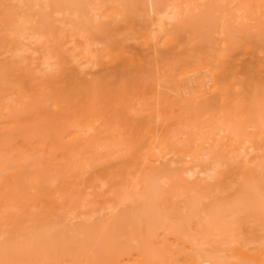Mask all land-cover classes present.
I'll return each instance as SVG.
<instances>
[{
	"label": "bare ground",
	"instance_id": "1",
	"mask_svg": "<svg viewBox=\"0 0 264 264\" xmlns=\"http://www.w3.org/2000/svg\"><path fill=\"white\" fill-rule=\"evenodd\" d=\"M5 1H3V3ZM13 1H15V3L13 2L14 4L11 3L12 1H10V2L8 0L6 1V3L9 2L10 4H12V6L16 4L15 6H13L14 8L13 7L10 8L8 6H5V7H8V8H5L6 10L5 9L1 10V8H3L4 6L1 7L2 4L0 3L1 4L0 5V7H1L0 8V57L4 56L3 58L5 59L4 60L2 57L0 58L3 62V64H2V62L0 61L1 62L0 63V95H2V96L6 95V97L1 96L3 99L4 98L8 99L9 98L8 95L11 96V100H10V98L8 101L3 100L4 101L3 104H1L2 98L0 97V104L2 105V106H0L1 107L0 108V121L3 123V124H0V131H1L0 132V142H1L2 137L3 138L6 137L5 131H8L10 136L15 135L16 137H18V138H14L13 141H15V140L18 141L19 138H20L19 140H22V142L18 141L19 148L21 147V144H23V143H25V145H26L25 148L26 147L28 148V146L31 145V143L33 142L34 138H39L42 141L45 139L43 142L41 141L40 144H38V145L35 144V145H37L38 147L40 145L41 148H38V150H40V149L46 150L47 147L48 148L50 147L48 151H51V150L52 151H51V153L50 152L48 153V151L47 152L45 151L46 153L43 152L44 157L40 158V159H42L41 160L42 163L39 162L38 161L39 159L37 158L35 160L36 162H34V165L36 163L37 164H39V163L43 164V163H45V161L47 163H50L51 159L49 160V156L53 160L54 159L53 154L56 155V152L59 154V151L61 153L60 148L62 150H64V149L66 150V151L64 150L63 152H65V153L70 152V155L75 157L77 162L76 163L74 162L75 164H73L71 162L75 169H73L72 166L67 168V166L71 164L69 160H67V162L63 165H61V162L57 160L58 165L60 163L61 166H64V165L66 166L65 167L66 171H67V169L71 170V168H72L71 171H73V170L75 171V172H72V174L74 173L73 175H71L70 170H69L70 174H66V175L61 172L63 175H60V176L65 175V177H63V178L66 182L68 181V179H66V178H68L69 175H71L72 179L74 178L73 180H69L70 183H63L64 180H63V182L61 181L62 182L61 183L58 180L60 182V184H66L67 186L69 185L68 186L69 188L65 187V185H62L65 187V188L62 187L64 189V191L62 188H60L61 192L64 193V196H62V197H64L63 199H65V200L62 199L63 201L62 200L57 201L58 206H59L60 202H61L60 204H62L61 211H64L65 213L67 212L66 214L69 213V217H70L71 213L69 212V209L72 207L71 202L72 201L75 202L77 200V197H79V198L82 197V196H77L75 193L85 192L86 191L85 189L86 188L90 189V187H93V189H95V188L99 187V184H100L101 188L106 186L107 184L109 185V182L111 184V181H114V179L113 180L111 179L112 176L115 178L114 175H120L118 170L123 171V169H124V171H126V169L127 170L128 169L129 170L134 169L135 166H136V170L134 169L135 170L134 172H136V171H138V172L141 171V172L139 174L135 173L134 175L133 174L131 175V173H130V175L125 176L126 177V179H125L126 184L124 185V187L120 191L121 193L118 192L119 189H117V191L113 192L114 194H112L113 195L112 196V195L108 194L109 193V190H108L107 194L110 195L109 197H111V196L113 197V198H110V199H112V201L114 199V201L116 200L115 201L116 203L122 202V203H124L123 205H125L126 203L128 204V202L134 203V201H135V203L138 205V203L141 200H142L141 202H143V201H145V199H149L151 197V196L149 197L150 193L152 196H154L156 193L155 192L156 187H157V193H158L159 189H162L163 185L167 184V185H171V186L173 185L175 187V188L174 187L173 188L177 190V192H176V190H175V192H172V196L170 197V199L171 198H174V199L179 198L178 199V201H179L180 198H182V197H184V195H186V192L185 193H182V192L189 190L188 192L189 193L194 192V195L197 192L198 193L197 194V197H198L197 200H200L203 203L204 200H206L208 197L210 199V196H209L210 193H212V194L215 193V192H213L214 188L221 186V188L223 189V188H225L226 185L231 186L232 185L231 182L233 183V180H234L232 177H235V178L240 180V182H239L240 185L238 184V187H237L238 189L236 188V190H239V195H241V196H239L240 198H238V195H237L236 200H237V198L240 199L239 201H241L242 203L245 202V205H246V202L247 203H250V202L254 203L253 202V200H254L256 202L254 204L255 205L258 204V206L256 205V208L258 207L257 208L258 210L260 209L261 206H262V208L264 207V191H263L264 188L262 187V185L264 186V184H263L264 183V0H103V2L100 0H36V1L35 0H13ZM32 1H33V3H31ZM0 2H2V1H0ZM101 2L102 3L107 2L106 3L107 5L102 6ZM33 7H35L36 9H34ZM15 8L16 9L18 8V9L16 10ZM19 8H21V9H19ZM32 8H33V10H31ZM55 21H59L60 23L57 22L58 24H56V23H54ZM1 49L3 51H1ZM8 53H10V55ZM238 53H241L240 55L243 56L242 59H240V60H238V57L236 58V55ZM4 54H6V55L8 54V55L5 56ZM5 57H7V58H5ZM11 57H14V58H11ZM15 57H17V59ZM13 59H15L14 60L15 62L17 60L16 63H18L17 66H15V67L12 64L13 61L11 62V60H13ZM8 61H10L9 64L5 65L8 63ZM9 65H13V66L11 67ZM2 125H5V126H2ZM2 130L4 131V134L2 133ZM8 132H6V133H8ZM3 135H5V136H3ZM64 138H66V141L63 140ZM7 139H11V138H7ZM7 139H3V140H6V142H4V145L7 142H9V144L11 145L12 144L11 142H13V141L7 140ZM31 140H32V142H31ZM48 140H50V141H48ZM46 141H48V142H46ZM19 142L21 144H19ZM37 143H39V142H37ZM7 144L5 145L6 148L8 147ZM16 145L14 143V146H16ZM5 147L3 146L4 151H5ZM3 148H1V143H0V152H2V153H3V151L1 149H3ZM23 148H22V150H23ZM28 149L30 151V148H28ZM13 150H15V149H13ZM38 150L33 151V148H32V152H37ZM7 151H9V149L6 150V152H5L6 155L8 153L9 156L8 155L7 156L10 158L9 160H11V162H9V166L14 165L13 167H15L16 163L15 164H12V163H14L15 160L18 158L17 154L15 152L16 159L13 160L14 162H12V159H11L12 157H10L11 154H9V152H7ZM26 151H28V150H26ZM109 151H112V153L116 152L117 155L119 153L120 158L118 157L119 158L118 159L117 156L114 155L115 156L114 158H117L114 161V158H112V156H109L112 154ZM32 152H31V155H32ZM63 152H62V154H63ZM106 152L110 153V154L109 155L105 154ZM122 152H124V153L121 155L120 153H122ZM38 153H35V154H38ZM72 153H74V154H72ZM102 153H104L106 156ZM18 154H20V153L18 152ZM22 154H20V155H22ZM47 154H48V156H46ZM50 154L52 155V157ZM101 154L104 155V158H103L104 162H105V158L111 157L112 159L111 158L110 159L113 160L112 161L113 163H111V161H110L111 164H109L106 160V164L103 163L105 165L102 164V165L96 166L95 164H101L100 162L101 161L103 162V159H101V161H100ZM3 155H4V153L0 154V158H1V156L3 158ZM33 155H34V153H33ZM78 155H79V157H78ZM12 156L14 157L13 154H12ZM39 156L41 157V155H39ZM66 156H68V153ZM144 156L147 159H150V160L152 159V161H150V163H148L149 160H147V159L143 160L145 158ZM25 157H26V154H25ZM36 157H38V156H36ZM47 157H48V159H47ZM21 158H23V157H21ZM44 158H45V160H43ZM62 158L64 159L65 157H63V155H62ZM171 158L175 159L176 162H181L183 164L188 163V165L185 164V166H187V167H185L184 165H183L184 167H182V165L181 166L178 165V166H180V168L174 167L173 172H175V174L174 173H172L170 175L164 174V176L162 175L163 177L161 175H159L161 177H159L157 175L158 181L154 180L156 177L153 179L154 176H153V173H151V171L153 172L156 170L158 172L159 168H158V166L152 165L151 163H154L153 161L155 159L156 160L158 159L157 161H160L161 159L166 160V159H171ZM4 159H5V157H4ZM6 159H7V157H6ZM63 159H62V161H63ZM66 159H69V157ZM141 159H142V161H141ZM9 160H3V161H4V163H6V161H7V163H6V165H7ZM72 160H74V159H72ZM165 160H161V161H165ZM3 161H0L1 162L0 165H2ZM33 161H34V158H33ZM33 161L28 166L24 162H22V163H24L23 164L24 166L21 165V163H18L21 166L26 167V169L21 167L20 165L18 166V164H17L16 168H13V170L16 171V169H18V168L19 169L16 171V173L10 174L11 179H7V180L8 181L11 180L10 182H12V180H13L12 178H14L15 180L17 179L16 181L19 184V181L22 179V177H21V179H19L21 176L20 169H22L23 172H26L27 168H29V166L33 165ZM54 162L55 161H53V163ZM145 162H147V163H145ZM4 163H3V166H4ZM47 163H45V165ZM63 163H64V161H63ZM141 163L143 166L139 165ZM41 164H39V165H41ZM6 165L4 166L5 168L2 167V169L3 170L7 169L5 171L10 173L12 166L9 168V166H6ZM39 165L37 167V170L35 169L36 165L33 167H30V168H33L38 172L40 171V173H42V176L45 175V177H46V175H47V177H49V176L51 177V175H52V177L54 176V178H55L54 174L57 173V171L56 170H55V172L52 171L54 169V167H52L53 166L52 164H50V165H52L51 167H49L50 166L49 164H48L49 166H47V170L49 167L50 171L54 173L53 174L49 171V173H51V175L46 174L48 171L44 170V168L46 167V166L44 167V165H41L43 167L40 166L41 169L43 168L44 174H43V172H41L42 170H38V168L40 169ZM92 165L96 166L98 168L94 169L95 167H93ZM137 165H139L140 169L142 168L143 170H137L138 169ZM99 166H100V168H99ZM170 167L172 168V165ZM170 167H169V169H170ZM30 168H29V170H31L30 172H32V174L30 175L29 171L27 170L28 171L27 173H29L28 174L29 176L26 174V177L28 176V178H27L28 180H29V177H31V176L36 177V175L38 174L37 173L35 175L34 174L35 170L30 169ZM51 168H53V169L51 170ZM55 168L59 169L60 167H55ZM161 168H163V167H161ZM8 169H9V171H8ZM65 169H63V167H62V170L65 171ZM115 169H117V170H115ZM178 169H179V171H178ZM112 170H114V171H112ZM146 170H147V173H146ZM166 170H168V169H166ZM45 171H46V173H45ZM59 171L60 170H58V172ZM156 171H155V173H156ZM112 172H118V173H114V175H113ZM129 172H131V170ZM159 172L161 173V170ZM0 173H1V171H0ZM2 173L4 175L9 174V173H4V172H2ZM75 173H76V176H75ZM33 174H34V176H33ZM147 174H148V176H147ZM198 174L199 175L200 174L205 175V176H203L204 179L206 180L205 185L201 186L200 184H196L195 181L192 180V179L196 180L197 178H194V177H196V175H198ZM38 175L40 176L41 174H38ZM67 175H68V177H67ZM149 175H152L153 177L152 176L149 177ZM39 176H37V178ZM60 176H59V178L58 177L55 178V180L51 178L52 180H54L53 183L55 181H57L56 179L61 178V180H62L63 178ZM109 176H111V177H109ZM47 177H46V179H47ZM71 177H69V178H71ZM43 178L44 177H41L40 178L41 180L39 178L36 179V180H38L37 182L39 183V185H37V186L40 188L41 191H46L45 187H46L47 183H46L45 179L42 181ZM148 178H151V180ZM32 179H34V178H32ZM32 179H31V181H32ZM228 179H230L229 183H228ZM3 180H5V182H3L2 185H0L1 188L3 186H5V187L8 186V188L10 186H13V185H10L9 184L10 182L8 183L6 179L3 178ZM52 180H50V181H52ZM152 180L154 182H151ZM197 180H199V179H197ZM21 181L23 183V180H21ZM39 181L42 184L45 181V183H44L45 186L40 185L41 183ZM252 181H253V183L256 182L255 186H258V184H259L261 187L258 186L259 188H257L253 185L254 187L252 186V188H254V189L250 190V188H248V187L253 184ZM13 182L15 185L16 184L15 181H13ZM71 182H73V183H71ZM117 182H120V181L117 180ZM121 182H122V179H121ZM123 182L121 183L122 185L124 184ZM157 182L163 183V185H160V186H162L161 188H160V186H158L160 183L158 184ZM225 182L228 184L223 185ZM30 183L28 185H32V184L35 185L34 180H33V183H31V184ZM248 183H250V185H248ZM18 184L15 186L17 187ZM25 184L27 185V181ZM54 184H56V183H54ZM112 184H114V183H112ZM154 184L157 186L155 187ZM193 184L195 187H193ZM214 184H216V185H214ZM22 185H23L22 187L20 186L17 188V189H20L18 191L23 193V190L25 188L27 190L31 191L29 189V188H31V186H29L27 188V187H25L26 185L25 186H24V184H22ZM49 185H51V183ZM58 185H59V183L56 184V186H58ZM212 185H214L213 189H212ZM37 186H36V189L39 190ZM41 186L44 188H42ZM52 186H50V187H52ZM114 186H116V188L118 187L117 184L116 185L114 184ZM166 186H164V188ZM184 186L187 190L184 188ZM50 187H49V189H50ZM168 187H170V186H168ZM229 187H228V189H229ZM32 188H33V185H32ZM58 188H59V186L56 187V189H58ZM181 188H184L185 190H183L181 192L180 191ZM232 188H233V190H235L234 187H230V189H232ZM262 188H263V190H261ZM2 189H4V187ZM11 189H12V187H11ZM34 189H35V186H34ZM34 189H32V191ZM93 189H92V191H93ZM108 189H109V187H108ZM113 189H115V188L112 187V189H110V193H111V190L113 191ZM166 189H169V188H166ZM171 189L169 191H171ZM6 190H8V189L6 188L5 191ZM13 190H14V186H13L12 191ZM27 190H25V191L28 194L29 192H27ZM60 190H58V191H60ZM9 191H10V188H9ZM9 191H8V195H9ZM25 191H24V193H25ZM41 191H39V192L34 191V192L36 194L41 193L40 196L38 194V198H40L43 195L42 198H44V200H45V197H44L45 194H42L43 192H41ZM52 191L54 192V190L51 189L49 194H51ZM103 191H106V190L104 189ZM103 191H101V192L103 193ZM169 191L167 190L166 192H169ZM214 191H217V190H214ZM220 191H222V190H220ZM226 191L228 192L227 188H226ZM46 192H48V191H46ZM55 192H57V191H55ZM18 193L19 192H17V195H16V192L13 191V193H11L12 194L11 199L13 197V194H15L18 197L23 196V194H24L23 193L22 195H18ZM71 193L73 195L75 194V196H77L75 198L76 200L73 199L74 197L71 195ZM96 193H94L93 197L96 196V198H97L98 195ZM216 193H218V191ZM233 193L234 192H232L231 196H233ZM235 193H236V191H235ZM1 194H2V197H4L3 192ZM54 194H53V196H54ZM101 194H99V195L102 197ZM166 194L168 195V193H166ZM218 194H220V193H218ZM247 194H248V196H247ZM30 195H32V193ZM33 195H34V193H33ZM207 195H208V197H207ZM51 196H50V198H51ZM161 196H163V194ZM189 196H191L190 199L193 197L192 194ZM229 196L230 195L228 193V195L226 197L230 198ZM244 196H246V198L248 200L247 199L244 200L245 199ZM249 196H251V197L249 198ZM25 197H27V196H25ZM29 197H30L29 201H33L34 198H36V196H34V198H33V196L32 197L29 196ZM66 197H67V199H66ZM68 197H73V198H71L72 200H71L70 204H69ZM83 197H85V196L83 195ZM164 197H162V198H164ZM188 197H186V198L188 200H190ZM197 197H195V198H197ZM211 197H213V196L211 195ZM253 197H254V199H253ZM8 198H9V196H8ZM88 198L89 197H87V199ZM96 198H91V199L96 200ZM107 198L103 199V202L100 201L101 199L98 201L101 202V205H102L103 203H105L107 201L106 200ZM155 198H157V197L155 196L154 199ZM216 198L218 200L220 199L218 196ZM231 198H230V200L235 199L234 197H233L234 199H231ZM16 199L19 200L18 198H15V200ZM20 199H22V198H20ZM31 199H33V200H31ZM87 199H84V201ZM151 199L153 201H156L152 197H151ZM174 199H171V200L174 201ZM217 199H216V201L218 203H219V201H220V203H222L221 199L219 201ZM92 200H90V202H92ZM104 200H106V201L104 202ZM182 200H181V202H182ZM195 200H194V202H195ZM197 200H196V202H197ZM12 201H14V199ZM12 201L10 203L12 204V206H14L15 202L12 203ZM19 201H21V200H19ZM22 201L26 204L27 203L30 204V202H28V201H24V200H22ZM40 201H41V198H40ZM42 201H43V199H42ZM46 201H49V200L44 201L45 202L44 204H46V205L43 204L44 208H47L46 206L49 203V202L47 203ZM148 201L152 204L155 203V202L151 201L150 199ZM159 201H160V199H159ZM161 201H163V200L161 199ZM212 201L213 202H211V201L210 202L214 203V199H212ZM4 202L6 203V200H4ZM96 202H94V203H96ZM174 202L171 204L176 203V202L175 203ZM227 202L225 203L226 206L228 205ZM241 202H239V203H241ZM10 203L8 202V204L11 206ZM17 203H18V201H17ZM24 203H23V205H24ZM33 203L37 204L36 201L35 202L33 201ZM40 203L42 205V202H40ZM75 203L81 204V202H79V201H77ZM132 203H130V204L132 205ZM146 203H147V201H146ZM184 203L185 204H187V203L183 202V206L185 207ZM191 203H193V202H191ZM218 203H216V204L218 205ZM231 203L232 202H230L229 204H231ZM18 204H20V203H18ZM31 204H32V202H31ZM51 204H54V203H51ZM97 204H98V202H97ZM130 204H129V206L131 207ZM145 204H143V205H145ZM156 204H159V202L156 201ZM168 204H170V203H167L166 205L165 204L163 205V203H162L161 205L164 206L162 209H161V207L159 208V205H157V206L159 209H161V212H162V210L167 212L164 209L168 210V208L171 206V204H170V206ZM178 204H179V202H178ZM178 204H177V206H178ZM41 205H39L37 207L38 208L41 207L43 210V207ZM69 205L71 206L70 208H69ZM98 205H97V208H98ZM107 205H109V204L107 203L106 206ZM167 205H168V207H167ZM205 205H207V204L205 203L203 206H205ZM210 205H212V207L214 206L216 209H217V207L220 208V210H219V212L221 211L220 215H222V216L224 215L223 209L226 206L220 207L221 204H219V206H215L213 204H210ZM223 205H224V203H223ZM33 206H34V204H33ZM112 206H113V203H112ZM112 206H111V208H112ZM118 206H120L119 208L121 209V205H118ZM118 206H117V208H118ZM150 206L148 208L150 210L152 209L154 212L155 209H153L152 207L150 208ZM172 206L174 208V205H172ZM183 206L181 205V207H183ZM249 206H251V205H249ZM21 207H22V205H21ZM49 207L51 209L53 206L49 205ZM49 207H48V209H49ZM115 207H116V205L114 206V208ZM165 207H167V208H165ZM181 207H180V209H181ZM194 207L195 208L197 207V206H195V203H194ZM194 207H191L192 210H197V209H193ZM198 207H200V209L204 208L201 206H198ZM209 207H211V206H209ZM238 207L240 208V206H238ZM22 208H24V207H22ZM26 208L27 207H25V209ZM73 208H75V207H73ZM77 208H79V206ZM80 208H82V207H80ZM94 208H95V206H94ZM114 208L112 210H109L108 208L105 207V211H106V209H108L109 211L112 212L115 210ZM173 208L170 207L171 210ZM177 208L179 209V207H177ZM231 208H232V206H231ZM18 209H19V207L17 208V211H18ZM52 209L54 210L55 208H52ZM120 209L118 212H120ZM182 209H183L182 210V212H183L185 208H182ZM235 209H238V208L236 207ZM5 210H7V209H5ZM5 210H4V214L7 213V212H5ZM8 210H10V209H8ZM27 210H28V213H31V212H29L30 209H27ZM33 210H31V211H33ZM95 210H93V211H95ZM142 210H143V212L145 211L144 209H142ZM150 210H146L147 213L143 214V215H145V217L147 215L149 220H151L150 218L153 219V217L160 219L159 215L155 212L154 213L152 212L153 213L152 214L153 216H152L151 215L152 210L151 211ZM207 210L205 213L202 211L203 214H201V212L197 210L198 212H200V213L197 212L198 215L195 214L196 217H194V218H197V220H195L193 218L192 221L193 220H194L193 222L197 221V223H195L197 225L200 223L201 224L204 223L203 221L210 220L211 216H209L210 214H208V212L210 213L212 211V208L210 209L211 211H209V210L207 211ZM227 210L228 209L226 208L225 212H227ZM232 210H231L230 214H232L233 217H234V215H235V217H237L236 215H238V213L240 214V210H239V212H236L234 210V206H233ZM258 210H255V213H254L255 216L257 214H258V216L261 215L260 214L261 210H259V211ZM59 211H60V209H59ZM103 211H104V208H103ZM105 211H104V213H105ZM109 211H107L108 213L107 212L106 213L109 214L110 213ZM148 211H149L150 215H148ZM172 211L174 212V210H172ZM213 211L215 212V210H213ZM213 211H212V213H213ZM0 212H3V211L0 209ZM10 212H12V208H11ZM20 212L24 213L23 210ZM64 212H62V214ZM84 212H86V211H83V213ZM176 212L178 213V211H176ZM180 212H181V210H179V213ZM182 212H181V214H182ZM190 212L193 213V211H191V210L190 211L187 210L186 213L190 214ZM252 212H254V210ZM132 213L134 215V212H132ZM177 213L172 214L170 211V214L168 213L169 215H167V216L170 217V215L171 216L174 215V217H175V215ZM0 214H1L0 215V218H1V216L5 217V215H7L8 213L5 214L4 216L2 213H0ZM93 214L95 215L94 212H93ZM116 214H117V212H115L114 215H116ZM154 214L156 216H154ZM216 214H217V216H219V214L217 212H216ZM216 214H211V215L216 216ZM251 214L249 216H251ZM10 215H14V214L11 213ZM26 215L24 213V216H26ZM45 215H47V214L45 213ZM52 215L54 216V214H52ZM109 215H107L109 218L113 217L111 215H110L111 216L110 217ZM225 215H227V214L225 213ZM225 215H224V217H225ZM30 216H31V214H30ZM73 216L74 215L72 212L71 217H73ZM82 216L83 215H81V218L83 220L84 217H82ZM107 216H106L104 223L107 222L106 221L108 218ZM178 216H179V218L176 217V219L178 218L177 220H179L180 216H183V214L182 215L179 214ZM192 216H194V215H192ZM222 216L221 217L219 216V217L222 218ZM228 216L229 215H227V218H228ZM9 217L13 218L12 216H9ZM17 217H20V216H17V213H16L15 218L17 219ZM23 217H22V219H23ZM27 217H29V216H27ZM58 217H60V216H58ZM114 217H117V216H114ZM260 217L262 218V216H260ZM11 218L9 220H7V222L9 221V224L12 222L14 223V221L10 222ZM79 218L80 217H78V219ZM91 218L93 219V217H91ZM142 218L143 217H141L140 219H142ZM172 218L170 217V219L172 220V222L171 221L170 222L176 223L177 221H175V218L174 219H172ZM237 218H239V220H241L242 216L240 215V217H237ZM237 218H235V219H237ZM22 219H20V220L21 221L26 220L25 217L23 220ZM34 219L35 218H33V220ZM111 219H113V218H111ZM159 219H154V221L159 220ZM184 219H186V217ZM235 219L233 218L234 221H236ZM254 219H255V217H254ZM256 219H258V217ZM0 220L3 223L5 218H4V220L3 219H0ZM61 220H62V218H61ZM67 220H69L68 217H67ZM67 220H65V222H67ZM149 220L146 219L145 222H147ZM163 220H164V218H163ZM189 220H191V219H189ZM217 220H218V218H217ZM217 220L213 219V222H217ZM230 220L231 219H229V221ZM38 221H39V219L37 220V222ZM84 221H85V219H84ZM232 221H231V223H233ZM251 221H253V220H251ZM50 222L52 223V221H50ZM108 222H107V224L105 223L107 226H108ZM151 222H153V221H151ZM151 222L146 223L147 224L146 228L148 227V229H149L150 226L148 224L149 223L151 224ZM220 222H222V221H220ZM242 222H243V220H241L240 223H242ZM248 222L249 221L247 220V223ZM4 223L2 224V226L4 225V227H6V229H7V226H6L7 224L5 225ZM114 223H115V221L112 222L111 224H114ZM141 223L144 224L143 222H141ZM158 223H159V221H158ZM164 223L166 224V222H164ZM164 223L162 224V229L165 226ZM182 223H183V221H182ZM105 224H102V226ZM116 224H118V223H116ZM146 224H144L143 226H145ZM167 224H169V223H167ZM213 224H215V223H213ZM233 224H237V221H236V223H233ZM17 225L21 226V224L19 222H17ZM35 225H36L35 227L37 228L38 227L37 223ZM152 225H151L152 227L150 230L152 232H154L155 230L152 228H154L155 225L153 223H152ZM179 225L177 224V226H179ZM187 225H188L187 228H189V224H187ZM222 225H224V223ZM237 225H238L237 227L240 226L239 223ZM33 226H34V224H33ZM55 226H57V225H55ZM68 226H70V225H68ZM102 226L99 229V231H102ZM107 226L104 227L103 230H105V228H107ZM113 226H115V225H113ZM220 226H218V228ZM91 227H90V229H92ZM109 227H110V224H109L108 228L105 230V232L104 231L98 232L95 230V232L99 233V234L94 233L96 235L97 242H98V239H100V240L102 239L101 241L99 240L100 244H99V242L97 244L95 243V241H94L95 238L93 240H91V243L93 241V244L97 245V246H94V248H96L97 255L99 253H100L99 255H101V257H100L101 259H100L94 253L96 255V257L98 259H100L99 262L101 260H103V258L105 259L106 257H109L106 251H102V252H103V254L106 252L107 256L102 255L101 250L104 249V250L109 251V248H110L109 246L112 247V244L110 241L112 240L113 236H115V235L112 236V234L114 232L111 233L112 227H110V229H109ZM135 227L136 226H133V230H135ZM137 227H136V229H137ZM157 227H159V225H157ZM160 227H161V225H160ZM174 227L176 228V225ZM190 227H192V226H190ZM200 227H201L202 231L205 230V228L203 229L202 226H200ZM203 227H207V226L205 225ZM222 227L220 230H222ZM237 227H234L235 229L234 228L233 229L237 231V229H236ZM240 227L242 228V226H240ZM86 228L87 227H82L83 232L82 231L81 232L83 234L89 232L88 234H90L91 230L88 228L87 229L88 232H85V231H87ZM117 228L118 227L116 225L115 231ZM138 228H141V230L139 229L140 230L139 232L141 234H142L141 231L143 230V232H144V230H145L144 227H138ZM165 228H167V227L165 226ZM179 228L181 229V226L176 228V229L170 228V230L172 233H174L173 230H175L177 232ZM215 228L213 230H217ZM16 229H14V230H16ZM19 229H21V228L19 227ZM65 229H66V227H65ZM65 229L63 228V231ZM190 229H192V228H190ZM190 229H189V231H190ZM197 229L198 228H196V230ZM226 229H228L230 231V228L226 227ZM44 230H46V228H44ZM48 230L44 231V232L42 231L44 234L43 235L44 238L47 237L48 234H46V233H48ZM97 230H98V228H97ZM108 230H110L109 235H111V236L105 235V236H107V238H104V240H107L108 241L107 242V241L103 240L102 237H104V236L101 235V233L102 234L103 233L108 234V232H106ZM157 230L159 231L160 229H157ZM170 230H168V231L170 232ZM231 230H232V227H231ZM259 230H261V229H259ZM1 231H3V229ZM54 231H53V233H54ZM70 231H71V232H69L71 234L70 238H72V235L73 234L75 235L76 232H73L72 228ZM126 231H128V230H126ZM146 231H147V229H146ZM158 231L157 232L155 231L156 234H154L155 232L152 233L150 231L146 232V234L144 232L143 234L146 235V236L144 235L145 240L148 237L147 233H150L149 236L151 234H153V236H154V235H158V233H159ZM197 231H200V230H197ZM219 231H216V232H219ZM37 232H38V230H37ZM42 232L39 230V233H42ZM160 232H166V231L160 230ZM13 233H14V231H13ZM21 233H23V232H21ZM67 233H68V231H67ZM67 233H65V234H67ZM135 233H136V231H135ZM135 233H133V235ZM214 233H215V231H214ZM70 234H68V235H70ZM79 234H81V233H79ZM83 234H81L79 237H81ZM92 234L93 233L90 234V237H92ZM116 234H118V233H116ZM139 234L137 233L136 235H134L135 238L134 237L133 238L136 240V237H138ZM166 234H165V237H163V240L166 238ZM24 235H27V233L25 232ZM24 235H23V237H24ZM36 235H37V233H36ZM39 235H41V234H39ZM162 235L163 234H161V236ZM177 235L178 234H176L175 236H177ZM98 236H99V238H98ZM108 236L111 238H109ZM169 236H171L170 233L168 234L167 237H169ZM34 237H33V239H34ZM75 237L79 238L78 235ZM90 237L89 238L87 237L88 241L90 240ZM116 237L118 239L119 234ZM130 237H128L129 238L128 243H130V241H132V240H130ZM151 237L152 236H150V238L148 237L149 242H150V239H152ZM173 237H174V235H173ZM204 237H205V235H204ZM223 237H224V235H223ZM30 238H32V237H30ZM37 238L40 239V237H38V236H37ZM61 238H62V235H61ZM87 238H84V239L87 240ZM122 238L121 239L119 238L118 241L123 240ZM180 238H182V237H180ZM190 238H193V237H190ZM217 238H220V237L218 236ZM230 238H232V237H230ZM235 238H236V236H235ZM259 238H261V237H259ZM63 239L64 238H62V242H63ZM82 239H83V237H82ZM82 239L79 240V243H80V241L81 242L84 241L82 243L85 244V240L84 239L82 240ZM117 239H114V240L117 241ZM173 239H174L173 245L174 246L177 245L175 247L176 249H173V250H175L174 252H176V250L178 249L177 247L180 246L178 244L180 242H182V244H183L184 241H182L181 239H180L181 240L180 241L178 236L174 237ZM232 239H230V240H232ZM246 239H248V238H246ZM18 240L20 241V239H18ZM27 240H29V239H27ZM66 240H67V238H66ZM124 240H123V242H124ZM158 240H159V242L157 241V243H161L160 246L163 247L164 244H167V246H168V243H164L167 241L166 239L163 241L162 237H161ZM199 240H198V242L202 243ZM42 241H43V239H42ZM64 241H65V239H64ZM67 241H66V245H62V243H61V246L67 247L68 246ZM71 241H68V243ZM102 241L107 242V243H105L106 245H104V243L101 244ZM118 241L115 242V245H117L116 243H119ZM141 241L138 242L139 245H141V244L143 245V243H141ZM151 241L153 242V239ZM205 241L208 242V240H205ZM234 241H235V239H234ZM249 241H251V240H249ZM125 242L127 243V241H125ZM133 242L131 243V245L134 246ZM147 242H145V245ZM196 242L194 241L191 243H196ZM231 242H233V241H231ZM255 242H257V239H256V241L254 239V243ZM82 243H80L79 246ZM87 243H90V241ZM108 243H110V244H108ZM112 243L114 244V241H112ZM203 243H205V242H203ZM254 243H250V244L249 243L248 244L242 243L241 245H239L237 247L233 246L234 248L233 247L229 248V251H230V249H233V251L235 250L234 253L232 251L233 254L230 255L229 257L234 258V260L235 259L246 260L247 254H244V253L246 251L248 253L250 251V249L246 250L244 253L242 250L247 249V248H244L246 245H247L246 247H248V245H250V246L255 245L256 247H258L257 248L258 254L260 256H262V257H259V255H258V257L260 258V260L263 261V256H264V250H263L264 244L263 243L264 242L263 241H262V243H261V241L258 242L257 243L258 246L256 243L255 244ZM260 243H261L262 247L259 246ZM4 244H5V242H4ZM17 244H18V242H17ZM17 244H14V245L17 246ZM74 244H76V243H74ZM74 244H73V246H74ZM77 244H76V246H78ZM84 244H82V246ZM120 244H122V243H120ZM150 244L151 243H149L148 245H150ZM208 244H209V242H208ZM233 244H234V242H233ZM69 245H71V244L69 243ZM98 245H100L101 247ZM103 245L104 246L109 245V246L106 249V247L103 248ZM123 245H124V243H123ZM194 245L190 244V245L186 246V250H187L188 254L185 257L186 259L183 258V259H185L184 262H186V264H223L222 262H219V260H218V256H217L218 253L216 254L217 259H215L216 258L215 255L213 256L211 254L212 256H210V254H208L209 256L208 255L206 256L205 253H203L202 250L200 252V249H199V251L198 250H196V251H198V253L199 252L200 253L198 254L197 252H195L194 254H196V255L194 257L193 254H190V253H193L195 249H197L196 247L193 248ZM89 246H87L88 249H91V246H93V245H91L90 247ZM160 246H159V248H160ZM204 246H206V245H204ZM204 246L200 247V248L203 249ZM255 246H254V248H256ZM142 247H144V245ZM148 247H150V246H148ZM154 247L155 246H153V249H152V246H151L149 248L150 251H151V249L154 250ZM156 247L158 248V246H156ZM207 247H205V248L207 249ZM210 247H212V246L210 245ZM51 248H52V245L50 246V249ZM94 248L92 247L93 250H94ZM97 248L101 249L100 252H99V250H97ZM116 248H118V245ZM135 248H134V250H135ZM159 248H158V250H159ZM164 248H166V247H163V249ZM212 248L216 249V245H215V247H212ZM220 248H221V246H220ZM27 249H30V248H27ZM35 249H37V248H35ZM52 249H54V248H52ZM88 249L86 248V250L88 252L93 251V250L89 251ZM126 249H128V246L126 247ZM146 249H147V247H146ZM167 249L169 251L168 247H167ZM179 249H181V248L179 247ZM209 249L211 250V248H209ZM39 250H41V248H39ZM136 250H137V248H136ZM216 250H218V248ZM27 251H29V250H27ZM31 251H32V249H31ZM87 251H86L87 256H90L91 253H90V255H88ZM117 251L119 253L120 250H117ZM123 251L125 252V251H129V250L124 249ZM219 251L223 252L222 249H219ZM73 252H75V251H73ZM78 252L80 253V251H78ZM84 252L85 251H83V253ZM114 252H116V250ZM158 252L161 255V249ZM158 252L156 251V253H155V251H154L153 253H151V252H149V253L157 254L156 256L160 260L162 255H161V257H159ZM174 252H172V254ZM251 252L254 253V250L250 251V253ZM66 253L64 255L65 256L67 255L66 256L67 260L71 259L70 261L68 260L69 262H71L72 260H74V262L78 259L80 260L79 255L82 254V253H80V254L74 253V256H73V253H72L73 257L70 256V258H69V255H71V252H69L67 254ZM118 253H117V255H118ZM201 253H203L204 256ZM253 253H251L252 256H253ZM27 254H29V253H27ZM30 254H32V253L30 252ZM39 254L40 253H38L37 255L36 254H34V255L38 256ZM43 254H44V251H43ZM114 254H112L113 255L112 257H114ZM147 254H148V252H147ZM147 254L142 252V251L136 252V253H134L133 251L127 252V253L125 252L124 256L121 253H120L119 257L115 254L118 257V259H115V258H111V252H110V257L108 259L109 260L112 259L113 264H116V263H114L115 261H113V259H115L116 261L118 260L117 261L118 264H166L167 263V262H165L167 260H164L165 263H163V261H161V262L159 260L157 261L155 255L153 256V258H152V255H150V258H148ZM174 254H176V253H174ZM197 254L199 256H197ZM206 254H207V252H206ZM11 255H13V254H11ZM14 255H16V253ZM47 255H45V256L39 255V257L40 256L41 257L43 256V257L41 258L42 263L40 262L38 264H44V263L50 264V262H51V264H54L57 259L56 260L55 259H53V260L49 259V257L52 255H50L48 257L47 262L44 261V263H43V260H46L44 257H46ZM82 255L84 257L86 256L85 253ZM82 255H81V257L83 258ZM223 255H224V253H223ZM60 256H62V254ZM102 256H104V257L102 258ZM121 256H123V257H121ZM176 256H177V258L181 257L180 255H176ZM182 256H183V253H182ZM221 256L222 255H219L220 258H222ZM27 257H28V255H27ZM71 257L74 259H72ZM76 257H78V259H75ZM32 258H34V257H32ZM82 258L80 260L81 264L83 263L82 260L84 259V258L83 259ZM85 258H89V257H85ZM255 258H256V256H255ZM30 259H31V256H30ZM59 259H61V261L58 260V262H56L55 264H61L62 260L66 259V258L60 257ZM106 259H105V261L104 260L103 261L107 264L109 262V260L107 259L108 262H106L107 261ZM165 259H166V257H165ZM168 259H170V257H168ZM256 260H258V259H256ZM22 261H24V260L21 259V262ZM68 261H67V264H68ZM170 261H172V260L170 259ZM7 262H8V260H7ZM88 262L86 261L85 263H88ZM91 262H89V263L91 264ZM97 262H98V260H97ZM104 262L103 263L101 262V263L105 264ZM175 262H176V259H175ZM226 262H228V261L226 260ZM19 263H20V261H19ZM77 263L78 262L76 261V264ZM101 263H98V264H101ZM238 263H240V262H238ZM245 263H249V261L248 262L245 261ZM8 264H9V262H8ZM23 264H26V263H23ZM35 264H36V261H35ZM73 264H75V263H73ZM78 264H80V263H78Z\"/></svg>",
	"mask_w": 264,
	"mask_h": 264
},
{
	"label": "rangeland",
	"instance_id": "2",
	"mask_svg": "<svg viewBox=\"0 0 264 264\" xmlns=\"http://www.w3.org/2000/svg\"><path fill=\"white\" fill-rule=\"evenodd\" d=\"M0 1H2V2H0V3L2 4V5L0 4L1 7L4 6L3 8L0 7L1 10L5 9V8H8V7L12 8L13 6L16 5V4H15V5L12 6V4L9 3L10 1H12L11 3H13V2L15 3V1H13V0H8L9 2H7V3H6L7 0H6V1H5V0H0ZM3 1H5V2L3 3ZM35 1H36V0H35ZM100 1L103 2V0H100ZM102 2H101L102 6H106V5H107V4H106L107 2H104V3H102ZM14 3H13V4H14ZM31 3H33V1H32ZM31 3H30V4H31ZM34 3H35V2H34ZM6 4H7V5H6ZM17 4H18V3H17ZM32 5H33V4H32ZM32 5H31V6H32ZM5 6H8V7H5ZM13 8H14V7H13ZM33 8L36 9L35 7H33ZM33 8H32L31 10H33ZM15 9H16V8H15ZM17 9H18V8H17ZM17 9H16V10H17ZM19 9H21V8H19ZM37 9H38V8H37ZM5 10H6V9H5ZM57 22L60 23L59 21H55L54 23L58 24ZM59 25H60V24H59ZM1 51H3V50L1 49ZM8 54L10 55V53H8ZM8 54H7V55H8ZM240 54H241V53H238V54L236 55V58L238 57V60L242 59V57H243V56L240 55ZM4 55L7 56L6 54H4ZM1 57H2V56H1ZM1 57H0V58H1ZM3 57H4V56H3ZM3 57H2V58H3ZM5 58H7V57H5ZM8 58H9V57H8ZM11 58H14V57H11ZM11 58H10V59H11ZM15 58L17 59V57H15ZM3 59H4V58H3ZM10 59H9V60H10ZM4 60H5V59H4ZM7 60H8V59H7ZM14 60H15V59L11 60V62L13 61L12 64H13L14 67H15V66H17L18 63H16L17 60H16V62H15ZM0 61L2 62L1 59H0ZM18 61H19V60H18ZM1 62H0V63H1ZM5 62H6V61H5ZM9 62H10V61H8V63L5 64V65H8ZM2 64H3V62H2ZM13 65H9V66L12 67ZM1 96H2V95H0V97H1ZM2 97H6V95H4V96H2ZM2 97H1V98H2ZM8 97H9L10 100H11V96L8 95ZM9 98H8V99H7V98H4V99L2 98V103H1V104H3V102H4L3 100L8 101ZM6 99H7V100H6ZM1 104H0V106H2ZM0 108H1V107H0ZM0 122H1V121H0ZM0 124H3V123L1 122ZM2 126H5V125H2ZM0 132H1V131H0ZM6 132H8V131H5V135H6V137H5V138L2 137L1 142H0V143H1V148H3V146L5 147V145H6L7 143L9 144V142H7V143L4 145V142H6V140H3V139L11 138V139H7V140H11V141H13L14 138H18V137H16L15 135H11V136H10L9 132H8V133H6ZM2 133L4 134V131H3V130H2ZM5 135H3V136H5ZM66 138H67V137H66ZM66 138H64L63 140L66 141ZM19 139H20V138H19ZM19 139H18V141H21V142H22V140H19ZM34 139H35V140H34ZM34 139H33V142H32V140H31L32 143L30 142L31 145L28 146V148H30V151H29V149H28L27 147L25 148V146H26L25 143L21 144V143L19 142V144H21V147L19 148V146H18V141H16V140L13 141V142L10 141L12 144H11V145H10V144H9V145L7 144L8 147H7V148L5 147V151H4V148L1 149V150L3 151V153H4V155H3V158H2V156H1L2 159L0 158V161H3V160H9V159H10V158L8 157V156H9L8 153H7L8 156L5 154L6 150H8V149H9V151H7V152H9V154H11L10 157H12V158H11V159H12V162H14L13 160L16 159V157H15L16 154H17V157H18V158L15 160L14 163H12V164H15V163H16V164H15V167H13L14 165H10V166H9V162H11V160L8 161V164H7V165H6L7 161H6V163H4V161H3L4 166H5V165H6V166H9V168L12 166V168H11V170H10V173L5 171V170H7V169H4V170L2 169V167H4V166H3V163H2V165H0V171H1V173H0V177H1V178H0V185H2L3 182H5V180H3V178L6 179V180H7V179H11L10 174H14V173H16V171H17L19 168L16 169V171H14L13 168H16V166H17L18 163H21V165H23L24 163H26V165L28 166L29 164L32 163L33 158H34L33 165L29 166V168H30V167H33V166L36 165V166H35V167H36L35 169L37 170L38 165L42 163V162H41L42 159H40V158L44 157L43 152L46 153V152L49 150L50 147H49V148L47 147L46 150H41V149L38 150V148H41V147H40V145H39V147H38L37 145L40 144L42 140H40L39 138H34ZM36 140H37V141H36ZM44 140H45V139H44ZM44 140H43V141H44ZM43 141H42V142H43ZM48 141H50V140H48ZM48 141H46V142H48ZM34 142H35V143H34ZM37 142H39V143H37ZM14 143H15V145H16V144H17V145L14 146ZM30 143H29V144H30ZM35 144H37V145H35ZM12 145H13V146H12ZM22 145H23V146H22ZM42 145H43V144H42ZM42 145H41V146H42ZM10 146H11V147H10ZM43 146H44V145H43ZM14 147H15V148H14ZM17 147H18V148H17ZM23 147H24L26 150H28V151H26ZM10 148H11V149H10ZM16 148H17V149H16ZM22 148H23V150H22ZM32 148H33V151H36V150H38V151H37V152H32ZM43 148H44V147H43ZM13 149H15V150H13ZM53 149H54V148H53ZM24 150H25L26 152H25ZM50 150H51V149H50ZM60 150H61V153H60V151H59V154H58L57 152H56V155L53 154V156H54V157H53V158H54L53 160H52V158H50V156H49V160L51 159V160H50V163H47V162L45 161V163H47L46 165H45V163L41 164V165H44V167L46 166V167L44 168V170L48 171L47 173H46V171H45L46 174H50V175H51V173L55 172V170H56L57 173H55V174L53 173V174L55 175V178H57V177L59 178V176H60V175H63V174H65V175H66V174H70V173H69V170H70V169H67V171H66V169H65L66 166H65V165H64V166H61V165L65 164V163L67 162V160H69L70 163L72 162L73 164H75V163L77 162V160L75 159V157H73L72 155H70V152H66V153H65V152H63L65 149L62 150L61 148H60ZM17 151H18L20 154H22V153H23V154L20 155V154H18ZM21 151H22V152H21ZM23 151H24V152H23ZM45 151H46V152H45ZM51 151H52V150H51ZM51 151H48V153H49V152L51 153ZM57 151H58V150H57ZM65 151H66V150H65ZM118 151H119V150H118ZM118 151H117V152H118ZM12 152H13V153H12ZM15 152H16V154H15ZM31 152H32V155H31ZM38 152H39V153H38ZM41 152H42V153H41ZM54 152H55V151H54ZM62 152H63V154H62ZM109 152L112 153V151H109ZM3 153L0 152V154H3ZM27 153H28V154H27ZM33 153H34V155H33ZM35 153H38V154H35ZM40 153H41V154H40ZM52 153H53V152H52ZM67 153H68V156H66ZM123 153H124V152H122V153H120V154L122 155ZM12 154L14 155V157L12 156ZM25 154H26V157H25ZM57 154H58V155H57ZM72 154H74V153H72ZM102 154H104V153H102ZM102 154H101L100 161H101V159L104 158V155H105V154H108V155H109L110 153H107V152H106L104 155H102ZM23 155H24V156H23ZM39 155H41V157H40ZM50 155H51V154H50ZM60 155H61V156H60ZM62 155H63V157H65L64 159L62 158ZM114 155L117 156V158H118V157L120 158L119 153H118V155H119V156H118V155L116 154V152L112 153V154L109 155V156H112V158H114V157H115ZM27 156H28V157H27ZM36 156H38V157H36ZM46 156H48V154H47ZM46 156H45V157H46ZM59 156H60V157H59ZM105 156H106V155H105ZM4 157H5V159H4ZM6 157H7V159H6ZM19 157H20V158H19ZM21 157H23V158H21ZM51 157H52V155H51ZM68 157H69V159H66V158H68ZM71 157H72V158H71ZM78 157H79V155H78ZM99 157H100V156H99ZM144 157H145V156H144ZM144 157H143V158H144ZM25 158H26V159H25ZM37 158L39 159L38 161L41 162V163H39V164L36 163V164L34 165V162H36L35 160H36ZM61 158L63 159L64 163H63V161H62ZM110 158H111V157H110ZM110 158H109V157H108V158H105V162H104V159H103V162H102V161L100 162L101 164H95V165L98 166V165H102L103 163L106 164V160H107V162H108L109 164H111V163H113V162H112L113 160H111L112 158H111V159H110ZM117 158H114V161H115V159H117ZM119 158H118V159H119ZM18 159H19V160H18ZM20 159H21V160H20ZM23 159H24V160H23ZM31 159H32V160H31ZM47 159H48V157H47ZM47 159H46V160H47ZM72 159H74V160H72ZM145 159H147V158L145 157L143 160H145ZM25 160H26V161H25ZM43 160H45V158H44ZM57 160L61 162V165H60V163H59V165H58V163H57L58 161H57ZM75 160H76V161H75ZM147 160H149L148 163H150V161H152V159H151V160H150V159H147ZM157 160H158V159H157ZM157 160L155 159V160L153 161L154 163H151V164H152V165H156V166H158L159 171L161 170V173H160L159 171L157 172V171L155 170L156 173H155V171H153V172L151 171V173H153V176H154V177H153L152 175H149V177L152 176L153 179L156 177L154 180H157V181H158L157 175H158V176H159V175H161V176L163 175V176H164V174H167V175H170V174H172V173L175 174V172H173L174 167H177V168L179 167V168H180L181 165H182V167H184L185 164L188 165V163H184V164H183V163H181V162H176V160H175V159H172V158H171V159H166V160H165V159H161V160H165V161H161L160 159H159L160 161H157ZM167 160H168V161H167ZM16 161H17V162H16ZM18 161H19V162H18ZM47 161H48V160H47ZM53 161H55V162L53 163ZM110 161H111V163H110ZM141 161H142V159H141ZM22 162H24V163H22ZM27 162H28V163H27ZM29 162H30V163H29ZM74 162H75V163H74ZM156 162H157V163H156ZM160 162H161V163H160ZM175 162H176V163H175ZM72 163H71L70 165H68L67 168L70 167V166H72V168L75 169ZM95 163H96V162H95ZM98 163H99V162H98ZM108 163H107V164H108ZM145 163H147V162H145ZM165 163H166V164H165ZM169 163H170V164H169ZM0 164H1V162H0ZM10 164H11V163H10ZM48 164H49V165L52 164L53 166H52V165L49 166ZM105 164H103V165H105ZM19 165H20V164H18V166H19ZM21 165H20V166H21ZM41 165H39V167H40ZM56 165H57V166H56ZM93 165H94V164H93ZM93 165H92V166H93ZM139 165H142V163L139 164ZM139 165H137V168H138L137 170H143L142 168L140 169V166H139ZM165 165H166V166H165ZM171 165H172V168L170 167ZM178 165H180V166H178ZM183 165H184V166H183ZM23 166H24V165H23ZM23 166H21V167H23ZM47 166H49V167H51V166L54 167V169L51 168V170L53 169V170H52L53 172L50 171V168H49V167H48V170H47ZM96 166H93V167H95L94 169L98 168V167H96ZM142 166H143V165H142ZM167 166H168V167H167ZM41 167H43V166H41ZM41 167H40V169L38 168V170H42L41 172H43V174H44V170H43V168L41 169ZM55 167H60V168L58 169V168H55ZM62 167H63V169H65V171L62 170ZM161 167H163V168H161ZM164 167H165V168H164ZM169 167H170L171 170L169 169ZM182 167H181V168H182ZM185 167H187V166H185ZM4 168H5V167H4ZM6 168H7V167H6ZM23 168L26 169V167H23ZM29 168H27V170L29 171V173H30V175H31L32 172H30L31 170H29ZM72 168H71V170H72ZM99 168H100V166H99ZM177 168H176V169H177ZM30 169H33V168H30ZM35 169H33V170H35ZM94 169H93V170H94ZM134 169L136 170V166H135ZM134 169H130L131 172H129V171H130L129 169H128V170L126 169V171H124V169H123V171H121V170L119 171V170H118V172L120 173L121 176H120V175H114V173H118V172H112V174L115 176V178H114L113 176H112L113 178H112L111 176H109V177H111L112 180L114 179V181H111V184H110V182H109V185L107 184L106 186H104L105 188H104V187L101 188V187H100V184L98 183V184H99V187H97V188H95V189H93V187H90V189H89V188H86V189H85L86 191L84 190L85 192L75 193L77 196H82V197H80V198L77 197V196H75V194L73 195V194L71 193V195H72L74 198H73V197H68V199H69V204H70V202H71V200H72L71 198L75 199L76 197H77V200L75 199V200H76L75 202L79 201V202H81V204L75 203V202H73V201L71 202V206H72V207L69 205V208L71 207V208L69 209V212L71 213V214H70V217H69V213L66 214L67 212L65 213L64 211H61V208H62V207H61L62 204H60L61 202L59 203V206H58V202H57V201H60V200H62V199L64 198V197H62V196H64V193L61 192L60 188H62V187L65 188V187H68V186H69V185L67 186L66 184H60L61 181L63 182V180H64L63 177H65V175H64V176H60V177L63 178L62 180H61V178H60V179H56L57 181L54 182V183H56V184L59 183V185H58L59 188L56 189V187H58V186H56V184L53 183V181L55 180L54 176L52 177V175H51V177H50V176L48 175V176L50 177V178H49V177H47V175H46V177H47V179H46L45 175L42 176V173H40V171L38 172V171L35 170V173H34L35 175L38 173V174H41V175H40L41 177H44V178L42 179V181L45 179V181H46V183H47V185H46V187H45V188H46L45 190L48 191V192H46V191H41L40 188L37 186V185H39V183L37 182L38 180H36V179H38V178L40 179V178H41L38 174L36 175V177H32V176L29 177V180H28V179H27L28 176H29V175H28L29 173H27L28 171L26 170V172H23L22 169H20V171H21V172H20L21 176H20V178H19V177H18V178L21 179V177H22L21 180H23V183H22V181L20 180V181H19V184H18V182L16 181L17 179L15 180L14 178H12V179H13L12 182H10L11 180H9V181L7 180V182H8V183L10 182L9 184L14 186V190H13V191L16 192V195H17V192H19L18 195H22V194L24 193V191L27 190V189L25 188V189L23 190V193H21L20 191H18V190H20V189H17V188L20 187V186L22 187V186H23L22 184H24V186H25V185H26L25 183H26V181H27V185H26L25 187L28 188L29 186H31V188H29L31 191L27 190V192H29L28 194H27L26 191H25V193H26L27 195L24 193L23 196H19L20 198H22V199H20L18 196H16L15 194H13V197H14V198L12 197V199H11V196H12L11 193H13V191H12L13 186H10V187H9V188H10V191H9L8 186H7V187L3 186L4 189H2L3 187H2V188L0 187V194L3 192V195H4V197H2V194L0 195V199H1V200H0V209L3 211V212H0V213H2L3 216H4L5 214L8 213L7 215H5V217H2V216H1L0 219H3V220H4V218H5L4 221L2 220L3 223H4L5 221L7 222V220H9V219L11 218V217H9V216H12L13 218H11V221H10V222L14 221V223L12 222V223H10V224H9V221H8L7 223L5 222L4 224H5V225L7 224V225H6V226H7V229H6V227H4V225L2 226L3 223H2L1 220H0V222L2 223V224L0 223V224H1V225H0V226H1V227H0V228H1V229H0V257H1V258H0V264H2V263H3V264H8V262H9V264H12V263L15 264L17 261H18V262H17L16 264H18L19 261H20L19 264H21V263H22V264H23V263H26V264H28V263H29V264H31V263H32V264H35V261H36V264H38V263H40V262L42 261L41 258L43 257V256H42V257H41V256L39 257V255H44V256H45V255H47V254H48V255L46 256L47 258L44 257L46 260H43V263H44V261L47 262L48 257H49L50 255H52L53 257L50 256L49 259H52V260H53V259H55V260L57 259V260L55 261V263L58 262V260L61 261V259H59V258L62 257V258H66V259H63L62 262H61V264H62V263H63V264H67V261H68V260L70 261L71 259H68V260H67V257H66L67 255L65 256L64 254H65L66 252H67V253L71 252V255L68 254V255H69V258H70V256H72V253H73V256H74V253H76V254L79 253L78 251H80V253H82V254L85 253V255H86L85 257H89V258H85L82 254L79 253V254H80V255H79L80 257H79V256H78V257L80 258V260H81V258H82V257H81V255H82L83 258H84V259H83V258H82V259H83L85 262H86V261H87V262H88V261H89V262L92 261L91 264H98V263H101V262L103 263V262L105 261L106 258L108 259V258L110 257V252H111V258L118 259L120 253L124 256V255H125V252L127 253V252H132V251H133L134 253L142 251V252H144V253H146V254H147V252H148V254H147L148 258H150V255H152V258H153V256L155 255L156 260L158 261L159 258H157V256H156L157 254H151V253H153L154 251H155V253H156V251L158 252L160 249H161V255H162V257L164 258V259H163V258L161 257V255L159 254V252H158V256L161 257L160 260H159L160 262L163 261V263L167 262L166 264H170V263L173 261V262H172L173 264H180V263H181V264H186V262H184L185 259H186L185 257H186L187 254H188V253H187V250H186V246H188V245H190V244H191V245H194V244H195L193 248H195V247L197 248V249L194 250L193 253H190V254H193L194 257H195V255H196V254H194V253H195V252L198 253V251H199V249H200V252H201V250H202V252L205 253L206 256H207L208 254H210V256H212V255L214 256V255H215V257H216V254L218 253V254H217V256H218V260H219V262H222L223 264H237L238 262H240L241 264H264V256H263V261L260 260L259 257H262V256H260V255L258 254V250H257L258 247H256L255 245H252V246L248 245V247H246L247 245H246V246L244 245V246H245L244 248H247V249H243V250H242L243 253H244L246 250H249V249H250V251H253V250H254V253H255V254H254L253 252H251V253H253V256H254V257L252 256V254L250 253V251H249L248 253H247V251L244 253V254H247V256L245 255V256H246V260H244V259H242V260H241V259H235V260H234V258H230V257H229V256L232 255V254L234 253V251H235V250L233 251V249H230V251H229V248H232L233 246H236V247H237V246L241 245L242 243H245V244H248V243H249V244H250V243H254V239H255V241H256V239H257V242H255L256 244H257L258 242H260V241H261V243H262V241L264 242V207L262 208V206H261L260 209H259V210H261V211H260V212H261V213H260L261 215L258 216V214H257V215L255 216L254 213H255V210H258V209H257L258 207L256 208V205L258 206V204L255 205L254 203H256V202H255L254 200H253L254 203H251V202H250V203H247V202H246V205H245V202L242 203L241 201H239L240 199H238V198H240L239 196H241V195H239V190H236V188L238 187V184H239V182H240L239 179H237V178H235V177H232V178L234 179V180H233V183L231 182L232 185H231V186H230V185H228V186L226 185L227 187L225 186V188H223V189L221 188V186H220V187H216V186H215L216 188L213 189L214 185H216V184L212 185L213 192H215V193H213V194L210 193V195H209V196H210V199H209V197H208V195H207L208 198H207V199L205 198L207 201L204 200L203 203H202V201L197 200V199H198V197H197V194H198V193H197V192H196L195 195H194V192H193V193H189V192H188L189 190H188V191H184V192H182L183 190L186 189L185 186H184L185 189H184V188H181V189H180V191H181L182 193H185V192H186V195H184V197L180 198L179 201H178L179 198H177V199L171 198V199H174V201L176 200L175 202H176L177 204H178V202H179L180 205L178 204V206H177V204H176L173 200L170 199V197L172 196V192H175V190H176V189H174L175 187H174L173 185H172V186H171V185H167V184L163 185V183H160V182H157L158 184L160 183L158 186L163 185V187L160 186V188L162 187V189H159V188H158L160 193H159V192L157 193V187H156L157 185L154 184L155 187H156V190H155L156 193L154 192V193H155L154 196H152L151 193L149 194V197L151 196L153 199H154V197L156 196L158 199L155 198L154 200H156L157 202H159V204H156V201H153V200L151 199V197H150V198L148 197V198H149L151 201L155 202V203H153V204L150 203V202L148 201L149 199H145V201H143V202H141L142 200H141L140 202L138 201V202H139V203L137 202L138 205L135 203V201H134L135 204L132 203V202H130V203H132L133 206H132L129 202H128V204L126 203L125 205H123L124 203H122V202H119L120 204H119L118 202L116 203V202H115L116 200L114 201V199H113V201H112V199H110V198H113V197H112V196H113L112 194H114L113 192H114V191H117V189H119L118 192H120V191L122 190V188L124 187V185L126 184V182H125L126 177H125V176L130 175V173H131V175H132V174L134 175L135 173H136V174H137V173L139 174V173L141 172V171H139V172H138V171L134 172V171H135ZM164 169H165V170H164ZM166 169H168V170H166ZM176 169H175V170H176ZM33 170H32V171H33ZM58 170H60V171L58 172ZM71 170H70L71 175H73L74 173L72 174V172H75V171H74V170L71 171ZM115 170H117V169H115ZM8 171H9V169H8ZM49 171H50L51 173H49ZM63 171H64L65 173H64ZM112 171H114V170H112ZM166 171H167L168 173H167ZM176 171H177V170H176ZM178 171H179V169H178ZM2 172H4V173H9V174H5V175H6V176H5ZM33 172H34V171H33ZM61 172H62L63 174H62ZM66 172H67V173H66ZM127 172H128V173H127ZM143 172H144V171H143ZM24 173H25V174H24ZM58 173H59V174H58ZM60 173H61V174H60ZM76 173H77V172H76ZM76 173H75V176H76ZM146 173H147V170H146ZM176 173H177V172H176ZM2 174H3V175H2ZM22 174H23V175H22ZM26 174L28 175L27 177H26ZM34 174H33V176H34ZM56 174H57L58 176H57ZM125 174H126V175H125ZM149 174H150V173H149ZM71 175H69V177H71ZM108 175H109V174H108ZM155 175H156V176H155ZM167 175H166V176H167ZM201 175H202V176H201ZM7 176H8V177H7ZM37 176H39V177L37 178ZM147 176H148V174H147ZM161 176H159V177H161ZM163 176H162V177H163ZM199 176H200V177H199ZM203 176H205V175H203V174H200V175H199V174H198V175H196V177H194V178H197V179H199V180H197V179H196V180H195V179H192V180L195 181L196 184H200L201 186H202V185H205V184H206V182H205L206 180L204 179ZM67 177H68V175H67ZM69 177L66 178V179H68V181L66 182V181L64 180L63 183H70L69 180H73V179H74V178L72 179V177H71V178H69ZM24 178H25V179H24ZM32 178H34V179H32ZM48 178H49V179H48ZM51 178L54 179V180H52ZM75 178H76V177H75ZM123 178H124V179H123ZM232 178H231V179H232ZM31 179H32V181H31ZM88 179H89V178H88ZM121 179H122V182L124 181V182H123V183H124L123 185L121 184V183H122V182H121ZM148 179L151 180V178H148ZM1 180H2V181H1ZM33 180H34V182H35V185L32 184V185H33V188H32V185H28V184H29L30 182L33 183ZM40 180H41V179H40ZM48 180H49V181H48ZM50 180H52V181H50ZM58 180H59L60 182H59ZM76 180H77V179H76ZM117 180H119L120 182H117ZM229 180H230V179H228V183H229ZM13 181H15V183H16L15 185L18 184L17 187L14 185V182H13ZM45 181L43 182V184L45 183ZM201 181H202V182H201ZM231 181H232V180H231ZM255 181H256V180H255ZM39 182H40V181H39ZM49 182L51 183V185H49V184H50ZM57 182H58V183H57ZM62 182H61V183H62ZM151 182H154V181L152 180ZM11 183H12V184H11ZM21 183H22V184H21ZM31 183H30V184H31ZM40 183H41V182H40ZM48 183H49V184H48ZM71 183H73V182H71ZM86 183H87V182H86ZM112 183H114L115 185L117 184L118 187L116 188V186H114V184H112ZM155 183H156V182H155ZM203 183H204V184H203ZM228 183L225 182L223 185L228 184ZM252 183H253V181H252ZM252 183H251V184H252ZM255 183H256V182H255ZM255 183H253L252 185H250V183H248V185H250L248 188H250V190H251V189H254V188H252V186H253V185L255 186V185H256ZM20 184H21V185H20ZM43 184L41 183L40 185L45 186V184H44V185H43ZM90 184H91V183H90ZM118 184H119V185H118ZM261 184H262V183H261ZM263 184H264V183H263ZM48 185H49V186H48ZM52 185H53V186H52ZM62 185H65V187L62 186ZM96 185H97V184H96ZM112 185H113V186H112ZM166 185H167V186H166ZM239 185H240V184H239ZM34 186H35V189H34ZM36 186L38 187L39 190L36 189ZM42 186H41V187H42ZM50 186H52V187H50ZM55 186H56V187H55ZM60 186H61V187H60ZM75 186H76V185H75ZM79 186H80V185H79ZM92 186H93V185H92ZM164 186H166V187L164 188ZM168 186H170V187H168ZM217 186H218V185H217ZM229 186H230V187H234L235 190H233V188L230 189ZM254 186H253V187H254ZM258 186L261 187L259 184H258ZM258 186H255V187L259 188ZM11 187H12V189H11ZM15 187H16V188H15ZM49 187H50V189H49ZM76 187H77V186H76ZM76 187H75V188H76ZM108 187H109V189H108ZM110 187H111V188H110ZM112 187L115 188V189H113V191L111 190V193H110V189H112ZM173 187H174V188H173ZM193 187H195L194 184H193ZM222 187H223V186H222ZM228 187H229V189H228ZM262 187L264 188L263 185H262ZM6 188L8 189V190H6L7 192L5 191ZM42 188H44V187H42ZM42 188H41V189H42ZM63 188H62V189H63ZM68 188H69V187H68ZM163 188H164V189H163ZM166 188H169V189H166ZM171 188H172V189H171ZM219 188H220V189H219ZM226 188H227L228 192L226 191ZM257 188H256V189H257ZM263 188H262L261 190H263ZM22 189H23V188H22ZM32 189H34V190L32 191ZM51 189L54 190V192L52 191L51 194H49ZM55 189H56V190H55ZM92 189H93V191H92ZM104 189H105L106 191H103ZM170 189H171V191H169ZM195 189H196V188H195ZM218 189H219V190H218ZM224 189H225V190H224ZM237 189H238V188H237ZM2 190H3V191H2ZM58 190H60V191H58ZM89 190H90V191H89ZM108 190H109V193H108ZM167 190H168L169 192H166ZM186 190H187V189H186ZM214 190H217L218 193H220V194L222 193V194L220 195V194L216 193L217 191H214ZM220 190H222V191H220ZM8 191H9V195H8ZM11 191H12V192H11ZM21 191H22V190H21ZM34 191H36V192H39V191L43 192L42 194H45V195H44L45 200H49V201H46V202H47V203H48V202H49V203L51 202V203H54V204H51V203L49 204V203H48V205L46 206L47 208H44V207H43V204L45 203V202H44L45 200H44V198H42L43 195L40 197V198H41V201H40V198H38V194H39V193L36 194ZM55 191H57V192H55ZM63 191H64V189H63ZM101 191H103V193H102ZM180 191H179V192H180ZM190 191H191V190H190ZM194 191H195V190H194ZM229 191H230V192H229ZM235 191H236L237 194L235 193ZM263 191H264V190H263ZM30 192L32 193V195H30V194H31ZM96 192H97V193H96ZM98 192H99V193H98ZM152 192H153V191H152ZM176 192H177V190H176ZM191 192H192V191H191ZM232 192H234V193H233V196H231V195H232ZM5 193H6L7 195H6ZM20 193H21V194H20ZM33 193H34V195H33ZM52 193H53V194L55 193L54 196H53ZM59 193H60V194H59ZM94 193H96V194L98 195L97 198H96V196L93 197ZM101 193H102V194H101ZM104 193H105V194H104ZM107 193L110 194V195H112V196L109 197L110 195H108ZM115 193H116V192H115ZM120 193H121V192H120ZM154 193H153V194H154ZM164 193H165V194L168 193L169 196H168L167 194L165 195ZM170 193H171V194H170ZM187 193H188L189 195L192 194L193 197L190 199L191 196H189ZM225 193H226L227 195H228V193H229V195H230L229 197H230V198L232 197L231 199H234V198H235V199H234V200H230V198L226 197L227 195H226ZM247 193H248V192H247ZM46 194H47L48 196H47ZM58 194H59V195H58ZM80 194H81V195H80ZM82 194H83L85 197H83ZM96 194H95V195H96ZM99 194H101L102 197H101ZM162 194H163V196H161ZM175 194H176V193H175ZM179 194H180V193H179ZM215 194L221 199V202H222V203H220V201H219L220 199L218 200V199L216 198L217 196H216ZM14 195H15V196H14ZM40 195H41V193L39 194V196H40ZM51 195H52V196H51ZM57 195H58V196H57ZM65 195H66V194H65ZM71 195H70V196H71ZM104 195H105L106 197H105ZM121 195H122V194H121ZM187 195H188L189 197H188ZM211 195H212L213 197H211ZM225 195H226V196H225ZM237 195H238V198H237L238 201L236 200ZM8 196H9V198H8ZM25 196H27V197H25ZM29 196H31V197L33 196V198H34V196H36L37 199L34 198V200H33V199H31V200H33L34 202L36 201L37 204L33 203V201H29V200H30V199H29V198H30ZM50 196H51V198H50ZM158 196H159V197L161 196V197L159 198ZM164 196H165V197H164ZM247 196H248V194H247ZM6 197H7L8 199H7ZM24 197H25V198H24ZM87 197H89V198L87 199ZM98 197H99V198H98ZM107 197H108V198H107ZM162 197H164V198H162ZM180 197H181V196H180ZM186 197H188L190 200H188ZM195 197H197V198H195ZM223 197H224V198H223ZM233 197H234V198H233ZM244 197H245V199H244V198H243V199L246 200V199H247L246 196H244ZM250 197H251V196H249V198H250ZM254 197H255V196H254ZM254 197H253V199H254ZM15 198H18V199L21 200V201H22V200H24V201H28V202H30V204H29V203L26 204V203H24V202L22 201V202L24 203V205H23V203H22L21 201H19V200H17V199L15 200ZM26 198H27V199H26ZM54 198H55V199H54ZM91 198H96V200H95V199L92 200ZM105 198H107V199H106L107 201L104 200V202L106 201L105 203H106V204H107V203L109 204V205H107L108 207L106 206L105 203H103V204H102L103 206H102V205H101V202L98 201V200L101 199L100 201L103 202V199H105ZM167 198H168V199H167ZM225 198H226V199H225ZM241 198H242V197H241ZM13 199H14V201H12ZM38 199H39V200H38ZM42 199H43V201H42ZM51 199H52V200H51ZM58 199H59V200H58ZM66 199H67V197H66ZM81 199H82V200H81ZM84 199H87V200L84 201ZM89 199L92 200V202H90ZM159 199H160V201H159ZM161 199H162L163 201H161ZM182 199H183V200H182ZM195 199L197 200V202H196ZM212 199H214V203H215V204L218 203V202L216 201V199H217V200L219 201L218 205H217V204L215 205L214 203H211V202H213ZM255 199H256V198H255ZM2 200H3V201H2ZM4 200H6V203L4 202ZM7 200H8V201H7ZM9 200H10V201H9ZM63 200H65V199H63ZM63 200H62V201H63ZM80 200H81V201H80ZM88 200H89V201H88ZM108 200H109V201H108ZM166 200H167V201H166ZM181 200H182V202H181ZM191 200H192V201H191ZM194 200H195V202H194ZM209 200H210L211 202H210ZM247 200H248V199H247ZM250 200H251V199H250ZM11 201H12V203L15 202L14 206H12V204L10 203ZM17 201H18V203H20V204L22 205V207H24V208H22L21 205L17 203ZM83 201H84V202H83ZM96 201L98 202L99 205L97 204ZM146 201H147L148 204L146 203ZM187 201H188V202H187ZM227 201H228V202L230 201V202H232V203L229 204L230 202L228 203ZM233 201H234V202H233ZM8 202L11 204L12 207L8 204ZM31 202H32V204H31ZM38 202H39V203H38ZM40 202H42V205H41ZM94 202H96V203H94ZM114 202H115V203H114ZM161 202L163 203V205H164V204L166 205L167 203H170V204H171V203L174 202L175 204H171V206H170V204H168V205H169L170 207H172V208H173L172 205H174V208H175V209H174V208L172 209V210H174V212L170 209V207L168 208L169 211H168L167 209H164V210H166L167 212H165V211H163V210H162V212H161V209L164 207L163 205H161V204H162ZM166 202H167V203H166ZM183 202H186V203H187V204L184 203L185 207L183 206ZM191 202H193V203H191ZM226 202H227V204H228L229 206H228V205H227V206L225 205ZM239 202H241L242 204L239 203ZM4 203H5V204H4ZM55 203H56V204H55ZM72 203H73V204H72ZM84 203H85L86 205H85ZM112 203H113V206H112ZM145 203H146V204H145ZM149 203H150V204H149ZM190 203H191V204H190ZM194 203H195V206H197L196 208L194 207ZM201 203H202V204H201ZM205 203L207 204V205H205L207 208H206L205 206H203ZM223 203H224V205H223ZM33 204H34V206H33ZM38 204L41 205V206L43 207V210H42L41 207H39V208L37 207V206H39ZM74 204H75V205L77 204V205L75 206ZM83 204H84V205H83ZM90 204H91L92 206H91ZM110 204H111V205H110ZM117 204H118V205H121V209L119 208L120 206H118ZM129 204L131 205V207L129 206ZM143 204H145V205H143ZM151 204H152V205H151ZM154 204H155V205H154ZM199 204H200V205H199ZM210 204H213V205H215V206H219V204H221L220 207H224V206H226V207H224V209H223L224 215H225V213H226V214L229 215L230 217L228 216V218H227V215H225V217H224V215H223V216L220 215V214H221V213H220L221 211L219 212L220 208L217 207V209H216L214 206L212 207V205H210ZM239 204H240V205H239ZM1 205H2V206H1ZM25 205H26V206H25ZM27 205H28V206H27ZM30 205H31V206H30ZM35 205H36V206H35ZM44 205H46V204H44ZM49 205L53 206L52 208H55V209H54L55 211H54L52 208L50 209ZM55 205H56V206H55ZM80 205H81V206H80ZM97 205H98V208H97ZM100 205H101V206H100ZM115 205H116V207L114 208ZM122 205H123V206H122ZM150 205H151V206H150ZM157 205H159V208L161 207V209H159ZM168 205H167V207H168ZM181 205H182L183 207H181ZM222 205H223V206H222ZM249 205H251V206H249ZM5 206H6V207H5ZM57 206H58L59 208H58ZM78 206H79V208L82 207L83 209H82V208H80V209L77 208ZM94 206H95V208H94ZM109 206H110V207H109ZM111 206H112V208H111ZM117 206H118V208L120 209V212H118L119 209L117 208ZM124 206H125V207H124ZM149 206H150V208L152 207L153 209H155L154 212L157 213V214L159 215L160 219H159V218H156V217H153V219L150 218L151 220H149V218H148L147 215H146V217H145V215H143V214H146V213H147L146 210H150V209L148 208ZM176 206L179 207V209H178ZM198 206H201V207H204V208H203V209H202V208L200 209V207H198ZM209 206H211V207H209ZM231 206H232V208H231ZM233 206H234V210H235L236 212H239V210H240V214L238 213V215H236V216H237V217H240V215L242 216V219H241V220H243L242 223H240L241 220H239V218L235 217V215H234L235 213L233 214L234 217L232 216V214H230L231 210L233 209ZM238 206H240L241 209H240ZM248 206H249V207H248ZM252 206H253V207H252ZM2 207H3V208H2ZM4 207H5V208H4ZM16 207H17V208L19 207L18 211H17V208H16ZM25 207H27V208L25 209ZM30 207H31V208H30ZM33 207H34V208H33ZM48 207H49V209H48ZM73 207H75V208H73ZM102 207L104 208V211H105V207L108 208L109 210H112L113 208H114L115 210L111 212V211H109L108 209H106V211H105V213H104ZM123 207H124V208H123ZM127 207H128V208H127ZM167 207H165V208H167ZM180 207H181V209H180ZM191 207H194L193 209H197L198 211H200L201 214H203V212L205 213L207 209H208L209 211H211V210H210L211 208H212V211L215 210V212H214V211H213V213H212V211H211L210 213L208 212V214H210L209 216H211V219L208 220V221H203L204 223H202V224L200 223V224H197V225H196L195 223H197V221H196V222H193L194 220L192 221V219H193L194 217H196V215H198V213H200V212H198L197 210H192ZM236 207H237L238 209H235ZM11 208H12V212H10V211H11ZM92 208H93V209H92ZM122 208H123V209H122ZM129 208H130V209H129ZM139 208H140V209H139ZM182 208H185L184 211H185V210H186V211H185V212H184V211L182 212V210H183ZM186 208H187V209H186ZM190 208H191V209H190ZM214 208H215V209H214ZM226 208L228 209L227 212L229 211L228 213L225 212V211H226ZM5 209H7V210L10 209V210L7 211V210H5ZM14 209H15V210H14ZM21 209L23 210V212L25 213V215L27 214L26 216H24V213H21V212H20V211H22ZM27 209H30L29 212H31V213H28V210H27ZM33 209H34V210H33ZM35 209H36V210H35ZM59 209H60V211H59ZM73 209H74V210H73ZM78 209H79V210H78ZM95 209H96V210H95ZM124 209H125V210H124ZM131 209H132V210H131ZM134 209H135V210H134ZM142 209H144L146 212H145V211L143 212ZM177 209H178V210H177ZM189 209H190L191 211H193V213H192V212H190V214H189V213H186L187 210L190 211ZM221 209H222V208H221ZM229 209H230V210H229ZM250 209H251L252 211L254 210V212H252ZM4 210H5V212H7V213L4 214ZM19 210H20V211H19ZM26 210H27V211H26ZM31 210H33V211H31ZM47 210H48V211H47ZM71 210H72V211H71ZM82 210H83V211H86V212L83 213ZM93 210H95V211H93ZM128 210H129V211H128ZM151 210H152V209H151ZM151 210H150V211H151ZM157 210H158L159 212H158ZM179 210H181L183 216H180V219L177 220V219L179 218L178 215H179V214L182 215L181 212L179 213ZM208 210H207V211H208ZM259 210H258V211H259ZM14 211H15V212L17 211V212H16V213H17V216H20V217H17V219L15 218L16 213H15ZM40 211H41V212H40ZM58 211H59V212H58ZM107 211H109V212H110L109 214H110L111 216H113V217H111L109 214H107V213H108ZM121 211H122V212H121ZM170 211H171L172 214H173V213L175 214V213H177L176 211H178V213L175 215V217H174V215H173V216L170 215L171 218L173 217L172 219L175 218V221H177L176 223H171L172 220L170 219L169 216H167V215L170 214ZM195 211H196V212H195ZM202 211H203V212H202ZM232 211H233V210H232ZM18 212H19V213H18ZM62 212H64V213L62 214ZM72 212H73V215H74L73 217H71V216H72ZM81 212H82V213H81ZM87 212H88V213H87ZM93 212L95 213V215L93 214ZM101 212H102V213H101ZM106 212H107V213H106ZM115 212H117L116 215H114ZM132 212H134V215H133ZM135 212H136V213H135ZM152 212H153V210L151 211V215L154 213V212H153V213H152ZM197 212H198V213H197ZM216 212L219 214L220 217L222 216V218H220L219 216H217ZM262 212H263V213H262ZM11 213L14 214V215H10ZM20 213H21V214H20ZM45 213H46L47 215H45ZM48 213H49V214H48ZM50 213H51V214H50ZM58 213H59V214H58ZM96 213H97V214H96ZM100 213H101V214H100ZM113 213H114V214H113ZM125 213H126V214H125ZM128 213H129V214H128ZM159 213H160V214H159ZM164 213H165V214H164ZM168 213H169V214H168ZM251 213H252V214H251ZM258 213H259V212H258ZM19 214H20V215H19ZM22 214H23V215H22ZM30 214H31V216H30ZM35 214H36V215H35ZM52 214H54V216H53ZM60 214H61V215H60ZM85 214H86V215H85ZM106 214L109 215V216H110L111 218H113V219L109 218ZM135 214H136V215H135ZM138 214H139V215H138ZM187 214H188V215H187ZM195 214H196V215H195ZM211 214H216V216H214V215L212 216ZM222 214H223V213H222ZM250 214H251V216H252L253 218H252L251 216H249ZM0 215H1V214H0ZM42 215H43L44 217H43ZM81 215H83L82 217H84L85 221H84V219L82 220ZM88 215H89V216H88ZM122 215H123V216H122ZM126 215H127V216H126ZM141 215H142V216H141ZM148 215H150L149 211H148ZM160 215H161V216H160ZM162 215H163V216H162ZM164 215H165L166 217H165ZM192 215H194V216H192ZM23 216L26 218L25 221L23 220V219H24ZM27 216H29V217H27ZM36 216H37V217H36ZM48 216H49V217H48ZM50 216H51V217H50ZM58 216H60V217H58ZM65 216H66V217H65ZM106 216L108 217L106 221H107V222L109 221V222H108V226H109V224H110V227H112L113 225H115V226H113L114 228H113V227L111 228V231H112L111 233H113V232L115 233V234H114V233L112 234V236L115 235V236H113V238H114V239H117L116 236L119 234V238L121 239V238L123 237L122 239H123V240L125 239V240H124V242H123V240L118 241L119 238L117 239V241L119 242V243H116V244L118 245V248H116L117 245H115V242H117V241L114 240L113 238H112V240L110 239L111 241L109 240V241L111 242V244H112V247L109 246V245L104 246V245H106L105 243L108 242L107 240H104V238H107V236H105V235H109V231H110V230L106 231V232H108V234H105V233L102 234V233H101V235L104 236V237L101 236V237L103 238V240H104V241H107V242H103V241L101 242V244L104 243L103 248L106 247V249H107L108 246H109L110 248H109V251L104 250V249H103V250L98 249L99 247L97 248V250H99V252H100V250H101L102 255H106V256H107V254H108V256H109V257H106V256H105V257H106L105 259L103 258L104 256H102V258H103L104 261L101 260V261L99 262V260L101 259V258H100L101 255H99V254H100L99 252H98V253H99V254H98L99 256L97 255V253H96L97 251H96V248H94V246H97L96 244H97L98 242H99V244H100V241H101L102 239H101V240L98 239V242H97V240H96V235H95L94 233H98V232H102V231L105 232V230L108 228V226L106 225L107 222H105L106 224L104 223V221H105V219H106ZM114 216H117V217H114ZM135 216H136V217H135ZM152 216H153V215H152ZM152 216H151V217H152ZM154 216H156V215L154 214ZM260 216H262V218H261ZM6 217H7L8 219H7ZM22 217H23V219H22ZM42 217H43V218H42ZM55 217H56V218H55ZM64 217H65V218H64ZM67 217L69 218V220H67ZM78 217H80V218L78 219ZM91 217H93V219H92ZM126 217H127V218H126ZM141 217H143V218L140 219ZM176 217H178V218L176 219ZM185 217H186V219H184ZM189 217H190V218H189ZM248 217H249V218H248ZM250 217H251V218H250ZM254 217H255V219H254ZM257 217H258V219H256ZM259 217H260L261 219H260ZM18 218H19V219H18ZM27 218H28V219H27ZM33 218H35V219L33 220ZM36 218H37V219H36ZM61 218H62V220H61ZM163 218H164V220H163ZM182 218H183V219H182ZM209 218H210V217H209ZM212 218H213L214 220H215V219L217 220V218H218L217 222H213V219H212ZM233 218H234V219H235V218L238 219V220H237V219H235V220L237 221V224L239 223V225L242 226V228H241L240 226L237 227V226H238L237 224H233V223H236V221H234ZM20 219H22L23 221H21ZM31 219H32V220H31ZM38 219H39V221L37 222ZM53 219H54V220H53ZM59 219H60V220H59ZM72 219H73V220H72ZM87 219H88V220H87ZM109 219H110V220H109ZM135 219H136V220H135ZM146 219L149 220V221H147V222H151V221H153V222H151V224H150V223L148 224V225L150 226L149 229H148V227L146 228V226H147V224H146L147 222H145ZM154 219H159V220H155V221H154ZM166 219H167L168 221H167ZM189 219H191V220H189ZM194 219L197 220V218H194ZM220 219H221V220H220ZM229 219H231V220L229 221ZM244 219H245V220H244ZM250 219L253 220V221H251ZM19 220H20L21 222H20ZM42 220H43V221H42ZM55 220H56V221H55ZM65 220H67V222H65ZM142 220H143V221H142ZM232 220H233V221H232ZM247 220L249 221L248 223H247ZM257 220H258V221H257ZM16 221L19 222V223L21 224V226H20V225H17V222H16ZM46 221H47V222H46ZM50 221H52V223H51ZM53 221H54V222H53ZM58 221H59V222H58ZM114 221H115V223H114V224H111V223L114 222ZM158 221H159L160 224L158 223ZM170 221H171V222H170ZM182 221H183V223H184L185 225L182 223ZM210 221H211V222H210ZM218 221H219V222H218ZM220 221H222V222H220ZM231 221H232L233 223H231ZM34 222H35V223H34ZM49 222H50V223H49ZM70 222H71V223H70ZM91 222H92V223H91ZM119 222H120V223H119ZM141 222H143V223L146 224V225L143 226L144 224H142ZM162 222H163V223L166 222V224L164 223V225H165L167 228H165V226L163 225L164 228L162 229V224H163ZM173 222H174V221H173ZM179 222H180V223H179ZM186 222H187V223H186ZM188 222H189V223H188ZM36 223H37V226H38L37 228L35 227V226H36V225H35ZM38 223H39V224H38ZM42 223H43V224H42ZM44 223H45V224H44ZM57 223H58V224H57ZM116 223H118V224H116ZM128 223H129V224H128ZM152 223H153V224L155 225V227H156V228L154 227V228H152V229H154L156 232L158 231L157 229H160L161 231H162V230H163V231H164V230L166 231V232H160V230H159V231H158V232H159L158 235H154V236H153V234H151L150 236H152L151 238L153 239V242H154V243L151 241L152 239H150V242H149V240H148V239L150 238V236H149L150 233H147V236H148L149 238L147 237L146 240H145V237H144V235L146 234V232H148V231L152 232V231L150 230L151 227L153 226ZM167 223H169V224H167ZM193 223H194V224H193ZM213 223H215V224H213ZM221 223H222V224L224 223V225H222ZM262 223H263V224H262ZM29 224H30V225H29ZM31 224H32V225H31ZM33 224H34V226H33ZM102 224H105V225L102 226ZM170 224H171V225H170ZM177 224H178V225L180 224V225L177 226ZM187 224H189V228H187V226H188ZM191 224H192V225H191ZM218 224H219V225H218ZM241 224H242V225H241ZM252 224H253V225H252ZM259 224H260V225H259ZM24 225H25V226H24ZM28 225H29V226H28ZM48 225H49V226H48ZM53 225H54V226H53ZM55 225H57V226H55ZM68 225H70V226H68ZM72 225H73V226H72ZM89 225H90V226H89ZM111 225H112V226H111ZM116 225H117L118 228H117L116 231H115ZM151 225H152V226H151ZM157 225H159V227H157ZM160 225H161V227H160ZM173 225H174V226L176 225V228H178V227L181 226V229L179 228L177 232H176L175 230H173L174 233H172L171 230H170V228H171V229H172V228H173V229H176ZM199 225L202 226L203 229L205 228V230L202 231V230H201V227H200ZM205 225H206L207 227H203V226H205ZM216 225H217V226H216ZM220 225H221V226H220ZM225 225H226V226H225ZM23 226H24V227H23ZM26 226H27V227H26ZM31 226H32V227H31ZM91 226H92V227H91ZM101 226H102V231H99V229L101 228ZM106 226H107V228H105V230H103V228L106 227ZM133 226H136V227H137V226H138V227H144V228H145V230H144L145 234H143V233H144L143 230L141 231L142 234L139 232V231L141 230V228H138V227H137V229H136V227H135V230H133ZM185 226H186V227H185ZM190 226H192V227H190ZM218 226H220V227L218 228ZM222 226H223V227H222ZM224 226H225V227H224ZM19 227H20L21 229H19ZM22 227H23V228H22ZM28 227H29V228H28ZM48 227H49V228H48ZM65 227H66V229H65ZM82 227H87L86 230H87L88 228L90 229V227H91L92 229H90V230H91V233H93V234H92V237H90V234H91V233L88 234V233H89L88 230H87V231L84 230L85 232H88V233H84V234H83V233H82V232H83ZM110 227H109V229H110ZM215 227H216V228H215ZM221 227H222V230H220ZM226 227L230 228V231H229L228 229H226ZM231 227H232V230H231ZM234 227H237V228H236L237 231L234 230V229H235ZM9 228H10V229H9ZM16 228H17V229H16ZM44 228H46V230H44ZM52 228H53V229H52ZM54 228H55V229H54ZM63 228L65 229L64 231H63ZM71 228H72L73 232H76V233H77V234L75 233V235H74V234L72 235V238H73V239L70 238V237H71V234L69 233V232H71V231H70ZM97 228H98V230H97ZM126 228H127V229H126ZM190 228H192V229H190ZM193 228H194V229H193ZM196 228H198L197 230H200L202 233H201L200 231H197ZM214 228L217 229V230H213ZM233 228H234V229H233ZM239 228H240L241 230H240ZM243 228H244L245 230H244ZM256 228H257V229H256ZM262 228H263V229H262ZM2 229H3V231H1ZM14 229H16V230H14ZM22 229H23V230H22ZM27 229H28V230H27ZM33 229H34V230H33ZM36 229L38 230V232H37ZM48 229H49V230H48ZM51 229H52V230H51ZM60 229H61V230H60ZM84 229H85V228H84ZM125 229L128 230V231H126ZM139 229H140V230H139ZM142 229H143V228H142ZM146 229H147V231H146ZM184 229H185L186 231H185ZM189 229H190V231H189ZM207 229H208V230H207ZM259 229H261V230H259ZM6 230H7V231H6ZM11 230H12V231H11ZM29 230H30V231H29ZM39 230H40L41 232H42V231L44 232V231H47V230H48V233H46V234H48L47 237L44 238V236H43V235H44L43 232H42V233H39ZM54 230H55L56 232H55ZM90 230H89V231H90ZM95 230L98 231V232H95ZM168 230H170V232H169ZM192 230H193V231H192ZM219 230H220V231H219ZM223 230H224V231H223ZM4 231H5V232H4ZM10 231H11V232H10ZM13 231H14V233H13ZM20 231L23 232V233H21ZM31 231H32V232H31ZM49 231H50V232H49ZM53 231H54V233H53ZM57 231H58V232H57ZM67 231H68V233H67ZM81 231H82V232H81ZM129 231H130V232H129ZM135 231H136V233H135ZM155 231H154V232H155ZM180 231H181V232H180ZM208 231H209V232H208ZM214 231H215V233H214ZM216 231H219V232H216ZM3 232H4V233H3ZM9 232H10L11 234H10ZM25 232L27 233L28 236H27V235H24ZM35 232L37 233V235H36ZM78 232L81 233V234H83L85 237H84L83 235H82L81 237H79L81 234H79ZM154 232H152V233H154ZM156 232H155L154 234H156ZM175 232H176V233H175ZM178 232H179V233H178ZM193 232H194V233H193ZM195 232H196V233H195ZM232 232H233V233H232ZM234 232H235V233H234ZM8 233H9V234H8ZM57 233H58V234H57ZM61 233H62V234H61ZM65 233H67V234H65ZM111 233H110V234H111ZM116 233H118V234H116ZM133 233H135L134 235H136L137 233H138V234L140 233L139 236L137 235L138 237H136V240L134 239L135 236L133 235ZM164 233H165V234L167 233V234H166V238H165L167 241L164 242V243H168V246H167V244H164L163 247H166V248L163 249V247L160 246L161 243H157V241L159 242L158 239H160L161 237H162V240H163V237H165V234H164ZM169 233L171 234V236L167 237ZM200 233H201V234H200ZM208 233H209V234H208ZM15 234H16V235H15ZM39 234H41V235H39ZM68 234H70V235H68ZM86 234H87L88 236H87ZM98 234H99V233H98ZM161 234H163V235L161 236ZM172 234L174 235V237H177V236H178L179 240L181 239L182 241H184L183 244H182V242H180L181 244H180V243L178 244V245H180V246L177 247L178 249L176 250V252H174L175 250H173V249H176L175 247H176L177 245H175V246L173 245V240H174L173 238H174V237H173ZM176 234H178V235L175 236ZM182 234H183L184 236H183ZM185 234H186V235H185ZM189 234H190V235H189ZM192 234H193V235H192ZM203 234L205 235V237H204ZM207 234H208V235H207ZM210 234H211V235H210ZM234 234H235V235H234ZM236 234H237V235L239 234V235L237 236ZM240 234H241V235H240ZM12 235H13V236H12ZM14 235H15V236H14ZM23 235H24V237H23ZM31 235H32V236H31ZM33 235H34L36 238H35ZM61 235H62V238L65 239V241H64V239H63V242H62ZM66 235H67V236H66ZM77 235H78L79 238L75 237V236H77ZM123 235H124V236L126 235L127 237H126V236L124 237ZM140 235H141V236H140ZM198 235H199V236H198ZM214 235H215L216 237H215ZM220 235H221V236H220ZM223 235H224V237H223ZM8 236H9V237H8ZM11 236H12V237H11ZM29 236L32 237V238H30ZM37 236L40 237V239L37 238ZM55 236H56L57 238H56ZM64 236H65V237H64ZM68 236H69V237H68ZM99 236H100V235H99ZM99 236H98V238H99ZM109 236H111V235H109ZM109 236H108V237H109ZM130 236H131V237H130ZM145 236H146V235H145ZM160 236H161V237H160ZM207 236H208V237H207ZM218 236H219L220 238H217ZM225 236H226V237H225ZM235 236H236L237 239L235 238ZM28 237H29V238H28ZM33 237H34V239H33ZM42 237H43V238H42ZM48 237H49V238H48ZM82 237H83V239H84V238H87V237H88V238L90 237V240H89L90 243H87V242H89V241H88V238H87V240L84 239V240H85V244L82 243V242H84V241H82V242L80 241V243L84 244L83 246H84L85 248L82 246V244L79 246V244H80V243H79V240H81ZM101 237H100V238H101ZM115 237H116V238H115ZM128 237H130V240H132V241H130V243H128V242H129V238H128ZM133 237H134V238H133ZM140 237H141V238H140ZM153 237H154V238H153ZM180 237H182V238H180ZM184 237H185V238H184ZM187 237H188V238H187ZM190 237H193V238H190ZM203 237H204V238H203ZM230 237H232L233 239L230 238ZM244 237H245V238H244ZM259 237H261V238L263 237V238L261 239V238H259ZM66 238H67L68 241H71V240H72L71 242H69L71 245H69V243H68V241L66 240ZM94 238H95L94 241H95V243H96L95 245L93 244V241H92V243H91V240H93ZM109 238H111V237H109ZM109 238H108V239H109ZM126 238H127L128 240H127ZM139 238H140L142 241H141ZM143 238H144V239H143ZM157 238H158V239H157ZM167 238H168V239H167ZM183 238H184V239H183ZM205 238H206V239H205ZM238 238H239V239H238ZM246 238H248V239H246ZM18 239H20V241H19ZM27 239H29V240H27ZM37 239H38V240H37ZM42 239H43V241H42ZM50 239H51V240H50ZM83 239H82V240H83ZM165 239H164V240H165ZM188 239H189V240H188ZM190 239H191V240H190ZM199 239H200V240H199ZM230 239H232V240H230ZM234 239H235V241H234ZM24 240H25V241H24ZM99 240H100V241H99ZM164 240H163V241H164ZM181 240H180V241H181ZM198 240L201 241L202 243L198 242ZM205 240H208L209 244H208V242L205 241ZM238 240H239V241H238ZM244 240H245V241H244ZM249 240H251V241H249ZM22 241H23V242H22ZM36 241H37L38 243H37ZM53 241H54V242H53ZM66 241H67V245L69 246V247H68V246H67V247L65 246L67 249H66L64 246H61V243H62V245H66ZM73 241H74V242H73ZM86 241H87V242H86ZM112 241H114V244L112 243ZM125 241H127V243H126ZM133 241H134V242H133ZM140 241H141V243H143L144 247H142V246H143L142 244H141L142 246L138 244V242H140ZM147 241H148L149 243H151V244L148 245L149 243H148ZM171 241H172V242H171ZM190 241H191V242H194V241L196 242V241H197V242H196V243H191ZM216 241H217V242H216ZM219 241H220V242H219ZM231 241H233L234 244H233V242H231ZM4 242H5V244H4ZM17 242H18V244H17ZM19 242H20V243H19ZM35 242H36V243H35ZM72 242H73V243H72ZM132 242H133L134 246L131 245ZM145 242H147L146 245H145ZM185 242H186V243H185ZM188 242H189V243H188ZM203 242H205V243H203ZM215 242H216V243H215ZM241 242H242V243H241ZM63 243H64V244H63ZM74 243H76V244L78 243V244H77L78 246H76V244H74ZM120 243H122V244H120ZM123 243H124V245H123ZM152 243H153V244H152ZM156 243H157V244H156ZM170 243H171V244H170ZM199 243H200V244H199ZM211 243H212V244H211ZM255 243H254V244H255ZM261 243L259 244V246L262 247ZM14 244H17L18 247H17L16 245H14ZM29 244H30V245H29ZM32 244H33V245L35 244V245L33 246ZM37 244H38V245H37ZM73 244H74V246H73ZM108 244H110V243H108ZM126 244H127V245H126ZM219 244H220V245H219ZM263 244H264V243H263ZM4 245H5V246H4ZM20 245H21V246H20ZM22 245H23V246H22ZM40 245H41V246H40ZM48 245H49V246H48ZM51 245H52V248H54V249H52V248L50 249V246H51ZM53 245H54L55 247H54ZM89 245H90V246L93 245V246H91V249H88L87 246H89ZM138 245H139L140 247H139ZM169 245H170V246H169ZM172 245H173V246H172ZM197 245H198V246H197ZM204 245H206V246H204ZM210 245H211L212 247H215V245H216V249L218 248V250H216V249L210 247ZM213 245H214V246H213ZM218 245H219V246H218ZM229 245H230V246H229ZM6 246H7V247H6ZM8 246H9V247H8ZM90 246H89V247H90ZM98 246H100V245H98ZM113 246H114V247H113ZM127 246H128V249H126ZM132 246H133V247H132ZM148 246H150V247L152 246V249H153V246H155V247H154V250L151 249V251H150V249H149L150 247H148ZM156 246H158V248H159V246H160L159 250H158V248H157ZM171 246H172V247H171ZM203 246H204L203 249L200 248V247H203ZM207 246H208V247H207ZM220 246H221V248H220ZM254 246H255L256 248H254ZM257 246H258V244H257ZM11 247H12L13 249H12ZM23 247H24V248H23ZM75 247H76V248H75ZM92 247L94 248V250L92 249ZM100 247H101V246H100ZM122 247H123V248H122ZM124 247H125V248H124ZM129 247H130V248H129ZM135 247L137 248V250H136ZM146 247H147L148 250L146 249ZM167 247L169 248V251H168ZM179 247H180L181 249H179ZM205 247H207V249H206ZM251 247H252V248H251ZM3 248H4V249H3ZM15 248H16L17 250H16ZM27 248H30V249H27ZM35 248H37V249H35ZM39 248H41L42 251L39 250ZM61 248H62V249H61ZM64 248H65V249H64ZM86 248H87L89 251H90V250H93V251L88 252V251L86 250ZM134 248H135V250H134ZM140 248H141V249H140ZM144 248H145V249H144ZM170 248H171V249H170ZM209 248H211V250H210ZM233 248H234V247H233ZM259 248H260V247H259ZM9 249H10V250H9ZM31 249H32V251H31ZM110 249H111V250H110ZM124 249H125V250H129V251H125V252H124V251H123ZM132 249H133V250H132ZM208 249H209V250H208ZM219 249H222L223 252H222V251H219ZM12 250H13V251H12ZM25 250H26V251L29 250V251L26 252ZM70 250H71V251H70ZM72 250L75 251V252H73ZM115 250H116V252H114ZM117 250H120L119 253H118ZM146 250H147V251H146ZM196 250H198V251H196ZM263 250H264V248H263ZM43 251H44V254H43ZM83 251H85V252L83 253ZM86 251L88 252V255H90V253H91V255H90V256H87ZM102 251H106L107 254H106V252L103 254ZM170 251H171V252H170ZM177 251H178V252H177ZM217 251H218V252H217ZM224 251H225V252H224ZM232 251H233V253H232ZM14 252L16 253V255H14V254H15ZM30 252H31L32 254H30ZM41 252H42V253H41ZM64 252H65V253H64ZM92 252H93V253H92ZM108 252H109V253H108ZM149 252H151V253H149ZM172 252H174V253H176V254H174V253L172 254ZM200 252H199V253H200ZM206 252H207V254H206ZM214 252H215V253H214ZM256 252H257V253H256ZM18 253H19V254H18ZM27 253H29V254H27ZM38 253H40V254H39L38 256H36ZM67 253H66V254H67ZM94 253H95V254L97 255V257H99L100 259H98ZM114 253H115L116 255H117V253H118V255H117L118 257H117ZM162 253H163V254H162ZM164 253H165V254H164ZM182 253H183V256H182ZM199 253H198V254H199ZM203 253H201V254L203 255ZM223 253H224V255H223ZM6 254H7V255H6ZM11 254H13V255H11ZM34 254H36V255H34ZM61 254H62V256H60ZM76 254H75V255H76ZM112 254H114V257H112V256H113ZM198 254H197V256H199ZM211 254H212V255H211ZM27 255H28V257H27ZM167 255H168V256H167ZM176 255H180L181 257H178V258H177ZM219 255H222V256H221L222 258H220ZM258 255H259V257H258ZM8 256H9V257H8ZM11 256H12V257H11ZM30 256H31V259H30ZM59 256H60V257H59ZM73 256H72V257H73ZM123 256H121V257H123ZM203 256H204V255H203ZM208 256H209V255H208ZM223 256H224V257H223ZM255 256H256V258H255ZM17 257H18V258H17ZM32 257H34V258H32ZM72 257H71V258H72ZM78 257H76L75 259H78ZM121 257H120V258H121ZM155 257H154V258H155ZM165 257H166V259H165ZM168 257H170V259H171L172 261H170V259H168ZM247 257H248V258H247ZM2 258H3V259H2ZM4 258H5V259H4ZM8 258H9V259H8ZM28 258H29V259H28ZM38 258H39V259H38ZM44 258H43V259H44ZM94 258H95V259H94ZM96 258H97V259H96ZM152 258H151V259H152ZM183 258H185V259H183ZM225 258H226V259H225ZM229 258H230V259H229ZM21 259L24 260V261L21 262ZM72 259H74V258H72ZM107 259H106V260H107ZM115 259H113V261H115L114 263L118 264V262H117L118 260L116 261ZM161 259H162V260H161ZM175 259H176V262H175ZM179 259H180V260H179ZM181 259H182V260H181ZM215 259H217V257H216ZM223 259H224V260H223ZM228 259H229V260H228ZM256 259H258L259 261L256 260ZM7 260H8V262H7ZM10 260H11V261H10ZM26 260H27V261H26ZM80 260L78 259V260H76V261H77L78 263L81 264V261H80ZM83 260H82V262H83L82 264H88V263H89V262H88V263H85ZM93 260H94V261H93ZM97 260H98V262H97ZM108 260H109V259H108ZM108 260H107L106 262H108ZM164 260H167V261L164 262ZM177 260H178V261H177ZM226 260H227L228 262H226ZM29 261H30V262H29ZM69 261H68V264H70V263H71V264H73V263L76 264V261L74 262V260H72L71 262H69ZM79 261H80V262H79ZM169 261H170V262H169ZM180 261H181V262H180ZM237 261H238V262H237ZM243 261H244V262H243ZM245 261H246V262L249 261V263H245ZM1 262H2V263H1ZM14 262H15V263H14ZM53 262H54V261H53ZM64 262H65V263H64ZM72 262H73V263H72ZM177 262H178V263H177ZM183 262H184V263H183ZM242 262H243V263H242ZM257 262H258V263H257ZM41 263H42V262H41ZM48 263H49V262H48ZM55 263H54V264H55ZM78 263H77V264H78ZM102 263H101V264H102ZM104 263H105V262H104ZM172 263H171V264H172ZM240 263H238V264H240ZM44 264H45V263H44ZM46 264H47V263H46ZM50 264H51V262H50ZM89 264H90V263H89ZM105 264H106V263H105ZM107 264H113V263H112V259L109 260V262H108Z\"/></svg>",
	"mask_w": 264,
	"mask_h": 264
}]
</instances>
